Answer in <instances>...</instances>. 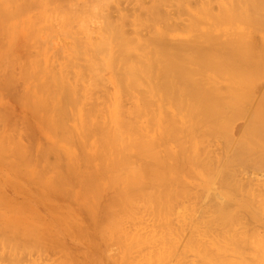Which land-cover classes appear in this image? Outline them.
<instances>
[{"label": "rangeland", "instance_id": "1", "mask_svg": "<svg viewBox=\"0 0 264 264\" xmlns=\"http://www.w3.org/2000/svg\"><path fill=\"white\" fill-rule=\"evenodd\" d=\"M0 1H2V0H0ZM24 1H26V0H21V4H23L24 3ZM29 2H30V4H32V2H33V4H32V6H31V9H30V7H29V4H28V7H29V9H28V7L25 9V8H23V10L21 11V14H20V16L19 17H16L15 19H12L11 21H10V23H11V26H12V29H13V27H15L17 30H11V31H15V34H17L15 37H16V39L18 40H16L17 41V43H16V41H15V38H13L12 40H11V42H13V40L15 41V43L17 44H15V43H12V44H14V45H12L13 47L14 46H16L15 48H17V49H14V52L16 53V54H14V55H17L18 56V58H16V60L18 59V62H16L17 64L16 65H14L13 66V68L11 67V69L12 70H9L10 71V73L11 74H13L16 78H17V81L15 82V87H13L12 88V91H10L9 93L7 92V94H9V95H6L5 96V94H3V92L4 91H2V93H1V91H0V96L2 97H0V99L1 100H3V101H1L0 100V118H1V116H4L3 117V120H4V126H2V125H0L1 127H2V133H0V137H1V135H2V137L3 136H5L6 134V136H10V139L13 141V139L12 138H14L15 136H19V140H18V138H17V140L18 141H20V139H21V145H20V142L18 143L22 148H24L25 146V149H23V150H21V151H19L20 153L22 152L23 153V151L24 150H26V154L24 153V155L22 154V156L20 157L21 158V160H20V158L18 159V161L15 159V161H14V156H12V154L14 153V155H18L17 157H19L20 155L19 154H15V152L16 151H14V149L18 146L19 147V145H14V144H16V142H18V141H16L14 144H13V146L14 147H12L11 148V146H10V150H12V151H14V152H11L10 151V153L9 152H7V151H9V148H4V147H6L9 143H11V142H9L10 140H9V138H6V137H4V138H6L7 140H5V141H8L9 143L8 144H6L7 142H3L4 141V139H3V143H5V145L6 146H2L1 144H3V143H1L0 144V150H3V148H4V150L5 149H8L6 152H7V154H5V155H3V153H2V155L5 157H3V156H0V263H2L1 262V260L4 262V263H2V264H32L33 262V264H60L61 262H63L64 264L66 263V262H68L70 259L71 260H75L76 261V259H73V257L75 258V256L77 255V252L79 251L78 249L80 248V251H81V249H82V252H83V254L81 253V255H80V253H79V255L80 256H78L77 255V257H79L82 261H84L83 260V257H82V255L83 256H85V257H87V258H85V259H89L88 257L90 256V258L92 257V259L94 260V258L96 257V254H93L94 252L93 251H95V252H98V257L100 258V257H102V258H100L101 260L100 261H102V259H103V262H102V264L104 263V260L106 261L104 264H107L108 262H109V264H113V261L110 263V261L113 259V258H116V259H118V258H121L120 257V255H122V256H124L123 255V253H121L120 254V250H121V247H120V250L118 249V247H116V245H115V243H118V240H116V242L114 243L113 241H114V239H113V241H110L109 239L110 238H107L106 239V244H107V246H105V245H102V243H101V245H98V239H99V235L97 234L99 231L98 230H96V233H94L93 231H95L94 229L96 228L95 226H96V224H97V221L98 220H96L95 222L96 223H94V225L95 226H90L91 224L93 225V223H91V224H89L88 222H91V221H93L94 222V220H95V218L96 217H98L99 216V214H97V211H98V213H99V210H97V209H99L98 208V206L97 205H103V201H105V199L108 197V195L109 194H106L103 198H102V201H101V203L99 202V200L97 201V202H99L98 204L96 203V197L94 198L95 200L93 201V202H90V204H87V202L86 201H92V199L93 198H89L88 196H85V198H88V199H86V200H84L85 201V203L87 204L86 206H87V208H88V205L89 206H91V207H89L90 209H91V211H93L92 213H90V209H88V210H85V207L86 206H84L83 205V207L82 206H78L80 203H78V205L76 206V204L74 205V206H72L73 205V203L76 201V200H79V198H77V197H79V196H77L76 197V194L75 195H73L74 194V192L76 191V190H78V191H80L81 192V190H80V188H77V189H75L74 187H78V185H77V181H76V178L75 177H77V176H74L72 173H70V172H68L67 170H66V172H68V176H66L67 174H65L66 172L65 171H63V173L61 172H58V171H60L63 167V170H65V164L67 165V163H69L70 162V167L73 165V163H72V165H71V162L73 161L74 162V159H76L78 156H77V154L75 153V152H73V153H71V154H73L72 155V157L71 158H74V156H75V158L72 160V161H69V162H65L64 160L66 159V161H68V158L67 157H69L68 155H66L67 153H66V151L68 150V149H70V148H68V146L69 147H71V146H74V145H72L69 141H73V142H75L76 141V139H75V141L73 140L74 138H72L71 137V139L72 140H65V139H67V138H69V136H71L70 135V133H71V131L72 130H74L76 127H75V124H77V123H79V120H78V117H75V116H78V113L76 114L75 113V111L76 110H73L75 107H78V106H75V100H76V98H77V104H79V105H81L80 107L81 108H83V110L84 109H89L90 107H89V104H90V106L92 107V106H95V104H91V103H89L88 105H86V104H83V102L86 100V98L85 97H82V93L84 94V91H85V89H86V93L88 92L87 91V88H88V90L90 91V92H92L91 93V96H93V97H91V96H89L90 98H92V100H93V98L95 99V97L97 98H99V96H96V95H98V94H103V95H100V96H102V97H104V98H102V97H100V103L101 104H103L102 102L104 101V104L106 105L107 103H105V100H106V102H108V98H110L111 99V97H108V98H106V96H111V94H112V97H113V91L115 92V86H114V84L111 82V80H110V78H111V72L107 69V68H104L103 69V67H102V65L103 64H101V62H100V64H97L95 61V56H94V54L92 55L91 54V50L89 49L90 47H91V49H94V45H95V42L94 41H97L96 43H98V41H100V39L101 38H103V37H105L103 34H104V30H105V26L107 25V24H109V22H111L112 23V25L114 24L115 25V23H116V25L114 26V27H116V28H119V27H122V31H124V33H125V36L128 38V37H130V39H137L139 36L138 35H140V34H142V35H140V37L142 36V38H140L139 37V39L140 40H142V41H144V39L146 40V41H148V38H149V42H150V46H148V47H151L150 49L147 47V49L148 50H150V52L152 51V52H157L158 50H163V46H165V45H156L155 43H153L152 41H151V38H153V36L155 35V37L157 36L156 35V33L158 32V30H159V32L157 33L158 34V36L161 34L160 32H168V33H166V36H165V34H164V39H165V41L166 42H168V44H169V42H171V43H173L174 42V44L176 45V43H177V45H178V43L180 44V43H185V42H187L186 40H190L191 38V40L190 41H193V37H194V39H196L197 38V41H200L202 38H204V39H202V41L204 40V41H206L205 39L209 36L210 37V35H211V39H213V38H215L214 37V34L216 33L217 35L218 34H220L219 36L220 37H223L224 36V33H225V37L227 36V38H229V39H231L230 38V36L233 38V37H236L238 34H237V32L239 31H237L236 29H240V33H239V35L241 36V34H247L248 32H252V30H250L251 29V25L249 24L250 22H252L253 20H255L256 19V17L255 18H253V19H250V17H248L249 15H247V17L246 18H244V20H243V16L244 15H246V14H251L252 13V11L254 12V15L255 14H257L256 16H258L259 18H257L256 20H258V19H260V20H258L257 21V23L259 22H263L264 21V18H262V17H264V13H262V12H264L263 10H264V0H256V1H258V3L260 4V5H262L261 7L260 6H257V5H259L257 2H256V6L254 7V5L255 4H253V3H255L254 1H253V5H252V7H251V0L249 1H247L246 2V0L245 1H243V0H230V1H232V2H230L229 0H223L224 1V3L222 2V0H157V1H155V0H139V1H134V0H109V1H104V0H101V1H104L105 2V5L103 4V6H101V4L103 3V2H101L100 0H49V2L46 0V3H45V0H35V1H33V0H28ZM40 3H39V2ZM66 1V2H65ZM112 1V2H111ZM129 1V2H128ZM130 1H132V2H130ZM134 1V2H133ZM143 2V3H140V2ZM163 1V2H162ZM221 1V2H220ZM228 3H226V2ZM238 1H239V3L240 2H242V3H240V4H247L246 5V9L244 8L245 6H243L242 8V12H243V10L245 11L244 13H246V14H242V12H241V10H240V12H239V10H238V8L240 7V6H242V5H239V3H238ZM34 2H38V3H34ZM50 2H51V4H50ZM117 2V3H116ZM158 2V3H157ZM246 2V3H245ZM250 2V3H249ZM262 4H261V3ZM1 3V2H0ZM42 3H45V5H43ZM98 3V4H97ZM101 3V4H100ZM220 3V4H219ZM222 3V4H221ZM249 3V4H248ZM20 4V3H19ZM20 4V5H21ZM26 5H27V2L25 3ZM24 4V5H25ZM38 4H39V6H38ZM42 4V5H41ZM96 4V5H95ZM227 4V5H226ZM232 4V5H231ZM237 4V5H236ZM36 7L37 6V8H34V6ZM41 5V6H40ZM48 5H50L49 7H48ZM57 5V6H56ZM66 5V6H65ZM77 5H78V9H77ZM88 5V6H87ZM142 5V7H144V8H140V6ZM210 5V6H209ZM220 5H221V7H220ZM222 5H224V6H222ZM235 5H236V7H235ZM23 6V5H22ZM68 6H71V7H69V9H72V12H71V10H69L67 7ZM95 6V9L94 10H96V8H97V12H95V14L96 15H91L92 13H94V10H92L93 9V7ZM108 6V7H107ZM118 6V7H117ZM232 6H233V8H232ZM250 6V7H249ZM40 7V8H39ZM53 7H54V9H53ZM59 9H58V8ZM74 7V8H73ZM105 7H106V9H105ZM210 7V8H209ZM220 7V8H219ZM228 7V8H227ZM248 7V8H247ZM257 8L256 10H258V8L259 9H263V10H259V11H254L253 9H251V8ZM49 8H51V10L49 9ZM55 8H56V10H55ZM76 8V9H75ZM89 8V9H88ZM208 8V9H207ZM228 10H227V9ZM235 8V9H234ZM41 9H44V10H42L43 12H42V14H43V16H41L42 14H40V11H41ZM47 9V10H46ZM50 10V12H52V13H54V12H56V13H54V14H56V16H58V12L60 13V11H61V14H64L63 12H62V9H63V11L66 13V15L67 16H69V17H67V16H65V14L62 16L63 18H61V17H59V18H61L60 20H61V22H59L58 21V23H56L54 20H53V25H52V21H51V23H50V26L48 25L49 23H47V21H48V19H50V18H48V17H50V16H48V15H51L50 14V12H49V10ZM84 9V10H83ZM120 9V10H119ZM138 9H139V11H138ZM142 9V10H141ZM145 9V10H144ZM204 9H207V10H205L204 11ZM210 9V10H209ZM225 9V10H224ZM233 9V10H232ZM239 9H241V7L239 8ZM248 9V10H247ZM250 9H251V12H250ZM33 10V11H32ZM55 10V11H54ZM83 10V11H82ZM87 10V11H86ZM155 10V11H154ZM247 10V11H246ZM46 11H47V13H46ZM68 11L70 12V13H73V14H70V13H68ZM78 11V12H77ZM89 11V12H88ZM90 11H91V13H90ZM99 11H100V13H99ZM142 11H144V12H142ZM214 11V12H213ZM234 11V12H233ZM236 11H238V12H236ZM249 11V13H247ZM262 11V12H261ZM77 13V15H76V13ZM86 12H88V13H90V15H86L85 13ZM145 12H146V14H145ZM152 12H154V13H151ZM199 12V13H198ZM205 12V13H204ZM209 12V13H208ZM217 12V13H216ZM223 12H225L224 14L225 15H223L222 13ZM237 14H236V13ZM259 12H260V14H261V16H260V14H259ZM37 13L39 14V15H37ZM68 13V14H67ZM83 13H84V15H83ZM87 13V14H88ZM109 13V14H108ZM111 13V14H110ZM158 13V14H157ZM203 15V17H202V15ZM215 15H214V14ZM220 15H219V14ZM230 13V14H229ZM73 15V16H70V15ZM108 14V15H107ZM149 14H151V16L153 15L154 16V19L149 15ZM195 14H196V16L197 17H195ZM206 14V15H205ZM208 14H210L209 16H208ZM234 14V15H233ZM243 15V16H240V15ZM34 15H36V16H34ZM44 15H46V16H44ZM82 15L83 16H86V17H89V16H92V18L91 17H89V22L88 21H86V18H85V20L84 21H86V22H88L87 24L86 23H83L84 21H82V18L84 19V17H82ZM132 15V16H131ZM201 15V16H200ZM216 15H217V17H216ZM230 15V16H229ZM238 15H239V17H238ZM254 15H252L251 14V16L252 17H254ZM32 16H34V17H32ZM55 16V15H54ZM55 16V20L57 19V17ZM94 16L96 17L95 19H94ZM109 16V17H108ZM111 16V17H110ZM113 16V17H112ZM156 16V17H155ZM162 16V17H161ZM215 16V17H214ZM222 16V17H221ZM229 16V17H228ZM32 17V18H31ZM42 17H45V18H42ZM71 17V20H72V18L74 19L73 20V22H68V21H71V20H69L68 19V21H67V19L66 18H70ZM128 19H127V18ZM133 17V18H132ZM148 19V20H146V18ZM207 17H210V18H207ZM213 17V18H212ZM233 17V18H232ZM235 17V18H234ZM242 19H241V18ZM31 18V19H30ZM33 18H34V20H33ZM48 18V19H47ZM53 17H52V15H51V19H52ZM110 18V19H109ZM121 18V19H120ZM139 18V19H138ZM142 18H144V21H142L143 19ZM155 18H157V19H155ZM163 18H165V19H163ZM202 20H201V19ZM206 18V19H205ZM218 18L220 19V20H218ZM237 18V19H236ZM28 19V20H27ZM42 19V20H41ZM43 19H45V20H43ZM54 19V18H53ZM66 19V20H65ZM77 19V20H76ZM93 19L95 20V21H93ZM97 19V20H96ZM101 19V20H100ZM126 19V20H125ZM159 19V20H158ZM198 19V20H197ZM200 19V20H199ZM210 19V20H209ZM211 19H213V20H211ZM239 19V20H238ZM246 19L247 20H249L250 19V21H246ZM261 19H263L262 21H261ZM30 20H32V21H30ZM38 20L39 21V23H38V21H37V24H36V21ZM62 20H64V21H62ZM88 20V19H87ZM136 20H139V21H142V23L141 22H139L140 24H143L144 23V25L143 26H141L140 24H136V23H138ZM205 20V21H204ZM236 20V21H235ZM241 20H243V21H241ZM26 21V22H25ZM34 21V22H33ZM44 21V22H43ZM68 22L67 24V27L65 28V26L66 25H62V24H60V23H63V22ZM90 21L92 22V23H90ZM106 21H108V23L106 22ZM125 21H127L126 23H125ZM135 21V22H134ZM213 21L214 22H216L217 24H213ZM223 21V22H222ZM225 21V22H224ZM228 21V22H227ZM230 21H231V24H229L230 23ZM244 21H246L248 24H246V22L244 23ZM26 23V26H25V23ZM31 22V25L29 24V23ZM33 22V23H32ZM48 22H50V20L48 21ZM107 24H106V23ZM130 22V23H129ZM147 22V23H146ZM202 22V23H201ZM235 24H234V23ZM256 21H254V24L252 23V25H255L256 26V29L254 28V27H252V28H254V32H250L253 36V38L252 37H250L251 38V41H249V44L251 45V47H253V48H251L250 47V45L248 44V42H247V44H244V43H246V42H241V41H243V40H246L244 37L245 36H247V35H245L244 34V36H241V39H240V37L238 38V36H237V38L240 40V42H241V44L243 43L244 45H246L245 46V48H248L249 47V51L247 50V49H243V46H242V48L241 47H237L236 46V48H241V49H239V50H241L240 52H242L243 53V51H245L244 53H245V57H246V60L248 61V59H249V61L248 62H250L251 63V65L252 64H254L255 66H254V68H256V70H257V73H256V75H253L254 77H256L257 76V78H255V79H260V81H258L257 80V82H255L256 80L255 79H249V81L248 80H245V81H242V79H241V77L240 78H238V76H240V75H238L237 76V78H238V80L239 79H241L239 82H241V84L239 83V82H237V85H241V87H243L242 88V92L244 93V91H246L247 89L249 90V89H251L250 91H252L254 94V96L252 97L251 96V94H252V92H248V90H247V92H245L243 95H239V94H241L240 92H241V89H238L239 87H237V90H236V82L234 81L235 79V75L238 73L239 74V72L237 71V73H236V67L234 66H232V67H230V68H232V70L231 69H229L228 67H226V65H225V63H224V61H223V67H224V69L225 68H227V69H223L224 71H228V70H231V71H233L232 73H229V72H227L228 74H233V73H236L234 76V78H230V77H233V75L232 76H230V75H228L226 72L224 73V72H222L221 73V70H220V66H219V63L218 64H216L217 62H215V64H216V70H218V71H220V73L219 72H217L216 71V73H218L220 76H221V74L223 75V76H221L222 78L224 77V75H226V77L225 78H223V79H225V81L223 80V79H219V78H221V77H218V79L216 78L217 76H216V74L214 73L215 71H214V68H212V67H210L211 69H213V71L211 72V73H214V75L216 76L215 78L214 77H212L211 79L209 78V76H207L208 75V73H206V72H209L207 69V65H203V67H201V68H203V69H205V68H207V69H205V70H207L206 72H205V70L203 71V72H205L206 73V78H205V82H207V85L206 86H208V87H204L205 85H203V87H204V90H205V88H206V90L207 89H209L210 90V86H211V88L213 87L211 84H212V82L214 81L216 84V86L214 85V88H215V90L216 89H219V91H223L222 93H223V95L222 96H225V97H229V93H237L238 94V92H239V98L241 99H243V106L245 107H243V109L245 110V112H244V110H243V112L244 113H239V112H237V106H234V109H232L233 108V105H230V106H228V109L226 108V110H224L225 112H222L221 113V116H220V113L219 114H217V119H213L212 121H214L213 123L214 124H212V122H210V123H208L209 125H207V123L205 124V122H204V124H203V122L199 125V127H198V125L196 124V120H195V118L196 117H194L195 116V114H193V113H191V110L189 111V113H188V109H187V111H186V113L188 114V116H191V117H188L187 116V114L185 113V115L186 116H182L181 114H180V116H181V118H183V117H187V118H189V119H187V120H189V123L187 122V120L185 119L184 120V118H183V120H180L179 121V119H180V116H178L177 115V113H178V111L180 110H184V108H182V107H184L183 105H184V103H180V104H182V105H180L179 104V102L178 101H176V100H174V102H173V104H172V102H171V104H172V106L175 104V102L177 103V104H179L178 106H177V104H175L176 105V107H175V111H176V108H178L179 109V107L181 108V109H177V113H175L177 116H174L173 115V113L175 112L174 111V106L171 108L170 107V102L168 103V101H169V97L167 96V95H165L164 97H166L167 98V102H166V100L164 99V97H163V99H162V94H160V93H154L155 94V98L157 99V101H159L158 99H162V100H160L159 102H156V100H155V98H151L150 97V102L152 101V99H154L153 101L154 102H156V103H154V105H153V102H151L152 103V105L153 106H155V107H153L151 110H153V109H157V110H155L156 111V113L154 114L155 115V121L157 122V124L155 123V121H152L153 123H150V124H148V122H151L150 121V119L148 120V118H147V124H148V126H150L151 124V126H152V128H151V126H150V128H147V129H156V132L155 131H153L154 133L153 134H155V133H157V125H160V124H163V123H165L163 120L162 121H160L159 119H162L163 118V116L165 115V113L166 112H168L167 114H169L170 112L172 113H170L169 115L171 116V115H173V116H168L167 114H166V116H164V117H166V118H168L167 120L168 121H171V119L174 121L173 123H172V121L171 122H167L166 121V123L167 124H172V126L173 127H175V123H176V128H175V130H178V131H173V132H177L178 133V136H177V133L175 134H173V132H172V134L174 135V141H172V139H173V135H169V133L167 132V139H168V137L169 136H171L172 137V139H171V137H170V139H171V141H170V139H169V141L170 142H168L167 141V139L165 140L167 143H165V141L163 142V140H164V138L161 140V138L164 136V137H166V134H162L161 132L162 131H160L161 130V128H163V127H160V126H158V129H160L158 132H159V135L160 134H162L161 135V137L159 138L161 141H159V145L161 144V145H163L162 147H159L158 148V143H157V141L159 140H157V138L159 137L158 136V134H157V136H156V134H155V136L157 137H155L154 139H153V141H152V139H151V141H152V143L150 142V143H148L149 145L150 144H154L153 145V147L155 146V147H157L158 149H159V151H161V153L162 154H159L160 156L161 155H163V153L165 152V154H166V156H168L167 158H168V162H167V164L165 165L164 163V165L165 166H167V165H169V166H167V167H169V170H168V168L166 169L165 168V166H163V164L162 165H159L160 164V162L161 161H157L156 162V159H158V158H160V156H158L157 158H154L153 159V161L151 162L150 160H152L151 158H153V157H149V159L147 158V162H149V163H147L148 165L147 166H150L149 164H151V169L148 167L147 168V172H148V174L147 175H149V169H150V175L149 176H153L152 178H150L149 176H147V192L149 191V192H151V195H152V193H154L155 195L157 194V197H155L154 195H150L151 196V198L150 199H152V198H155V200L156 199H158L159 200V198H160V195H161V191H162V195L161 196H163L162 198H160L161 200L163 199V201H161V200H159V201H155L154 199L151 201V202H153V201H155V202H153V203H151V202H149V200H148V202H147V206H148V210L149 211H151V212H153L152 211V208H153V210H154V207L153 206H155V208H156V210H155V212L156 211H158V210H160L161 211V213H160V216L159 215H155L157 218H160V221H159V219H156V221H155V218H153L154 216V214H159V213H150L149 211H147V212H145V210H144V213H147L146 215H145V217H144V215H142V217H144L145 218V220H146V222L148 223V224H146V223H144L145 222V220L144 219H142L141 217H140V215L141 214H144V213H142V210L141 209H144V208H139L137 205V208H136V206H135V208L134 209H136V210H141V211H135V213L133 214L135 217H137L138 215V217H137V219L140 217V220H137L136 218H135V220L134 219H132V220H134V222H136V220H137V222L136 223H138V221H142L143 220V222H142V225L140 224V226H137L138 228V230H139V227H144V228H147L146 230L148 231V233H147V231L144 229V228H140V231H142L143 229V231L142 232H144V231H146V233H143V235L145 234H147V237H148V239H149V241H151L152 239L151 238H154V239H156L155 237H157V236H159V237H157V239L156 240H158V243H163L162 244V246H161V244H158L157 242H156V240H155V242L158 244V245H160V246H157V247H163V246H165V250L163 251V248L161 249L162 250V255H163V257H164V259L162 260V261H159V263L160 262H163L162 264H173V262H175L174 264H233V262H234V264H264V124H261V123H259L260 125H258V124H253V123H249L248 121L250 120V118L251 117H253L254 116V114H255V110H256V108H257V106L258 105H261V107L259 108V109H264V105L262 106V104L264 103V101L263 100H259V98H264V76H262V74H263V72H262V74L260 75V73H261V71H264V66H262L261 64H262V61L264 60L263 58H264V56H262L263 54H264V31H262V29L261 28H264V23H263V25L261 24V28L260 27H258L259 25L257 24V23H255ZM42 23H43V25H42ZM73 23V24H72ZM85 24V26L87 27V29L89 30L88 32L89 33H87V31H83L84 29H82L81 30V28H79L80 27V25L81 24ZM95 23V24H94ZM99 23H100V25H99ZM133 23V24H132ZM219 23V24H218ZM222 23V24H221ZM71 24V25H70ZM102 24H104L103 25V27L101 26ZM106 24V25H105ZM132 26H131V25ZM147 24V25H146ZM228 26H227V25ZM243 25V27L241 26V25ZM247 26H249L250 25V29L249 28H247L248 30H250V31H248L247 29H245L246 28V25ZM33 25V26H32ZM37 25V26H36ZM134 25V26H133ZM169 25V26H168ZM216 25V26H215ZM218 25V26H217ZM219 25H220V27H219ZM223 25H225V26H223ZM238 26V28L237 27H234V26ZM25 26V27H24ZM32 26V27H31ZM63 28H62V27ZM97 26V27H96ZM139 26H141V27H139ZM147 26V27H146ZM164 26H166V27H164ZM232 26V27H231ZM239 26H240V28H239ZM245 26V27H244ZM35 27H37V28H35ZM40 27V28H39ZM43 27V28H42ZM53 27H55V29L53 30ZM81 27H83L82 25H81ZM96 27V28H95ZM101 27H102V29H101ZM153 27V28H152ZM160 27H162L163 29H164V31H160L162 28H160ZM168 27V28H167ZM217 27V28H216ZM224 29H223V28ZM230 27L232 28V29H230ZM258 27V28H257ZM14 28V29H15ZM43 30H42V29ZM49 29V30H47V29ZM85 28V27H84ZM101 29V33H100V29ZM158 30H157V29ZM227 28V29H226ZM246 30H244V29ZM260 28V29H259ZM29 29V30H28ZM40 31V32H38V30ZM45 29V30H44ZM51 29V30H50ZM86 29V28H85ZM86 29V30H87ZM97 29V30H96ZM137 29V30H136ZM226 29V30H225ZM235 29V30H234ZM241 29H242V31H241ZM24 30H25V32H24ZM34 30V31H33ZM174 30V31H173ZM216 30V31H215ZM218 30V31H217ZM222 30H225V31H222ZM231 30H233L232 32H233V34L235 33V31H237L235 34H237V35H231V33H230V31ZM264 30V29H263ZM10 31V32H11ZM22 31H23V33H26V37H25V34H23L22 35V37H21V33H22ZM30 31V33L32 34V32H36V33H33V35L34 36H32V38L30 39L29 38V41H27L28 40V36H27V33ZM51 31V32H50ZM82 31V32H81ZM97 31V32H96ZM103 31V32H102ZM136 31V32H135ZM156 31V32H155ZM172 31H173V33H172ZM208 31H210L209 33H208ZM228 31H229V33L230 34H228ZM245 31V32H244ZM44 32H46L45 33V35H44ZM48 32V33H47ZM85 34H84V33ZM99 32V33H98ZM170 32V33H169ZM208 33V34H206V35H208V36H206V38H205V36H203L205 33ZM214 32V34H212ZM12 33V32H11ZM29 33V34H30ZM37 33H38V35H37ZM41 33V34H40ZM86 33H87V36L89 37H87L86 36ZM98 33V34H97ZM128 33V34H127ZM137 33V34H136ZM139 33V34H138ZM153 33H155V34H153ZM227 33V34H226ZM250 33H248V36H250ZM257 33V34H256ZM13 34L14 33H12V37H13ZM43 34V35H42ZM52 34V35H51ZM89 34V35H88ZM133 34V35H132ZM167 34H169L168 36H167ZM188 34V35H187ZM198 34V35H197ZM200 34V35H199ZM98 35V36H97ZM100 35H102L103 37H101ZM134 35H135V37H134ZM195 35H197L198 37H202L201 39L199 38V40H198V37L197 36H195ZM202 35V36H201ZM17 36H20V37H18L17 38ZM30 36V35H29ZM30 36V37H31ZM37 36V37H36ZM49 36V37H48ZM52 36V37H51ZM90 36H91V38H90ZM133 36V37H132ZM136 36H138V37H136ZM145 36V37H144ZM152 36V37H151ZM216 36V35H215ZM219 36H217L216 38H215V40H218L217 42H219V40H221L222 38H220ZM247 36V37H248ZM11 37V38H12ZM27 38L26 40H24L23 38ZM33 37H34V40L36 39V40H38V41H34L33 40ZM97 37H99L100 39L98 40V38ZM154 37V38H155ZM224 37V38H225ZM39 38V39H38ZM94 40H93V39ZM153 38V39H154ZM166 38H167V40H166ZM187 38V39H186ZM223 38V39H224ZM250 38H247V39H250ZM263 38V39H262ZM90 39V40H89ZM129 39V38H128ZM179 39V40H178ZM186 39V40H185ZM226 39V38H225ZM234 39V38H233ZM236 39V38H235ZM238 39H236L235 40V42L237 43L236 45H241V44H238L239 43V40ZM20 40V41H19ZM40 40H41V42H40ZM47 40V41H46ZM49 40V41H48ZM92 40H93V42H94V45H91L90 44V42L92 43ZM171 40V41H170ZM226 40H228V39H226ZM8 41V40H7ZM6 41V42H7ZM31 41V42H30ZM89 41V42H88ZM145 41V42H146ZM201 41V43H203ZM26 42H27V44H28V46H27V44H26ZM38 42V43H37ZM43 42V43H42ZM85 42V43H84ZM148 42V43H149ZM189 42V41H188ZM225 42V41H224ZM252 44H251V43ZM254 42H255V44L257 45H254ZM31 43H34L33 45L31 44ZM37 43V44H36ZM42 45H41V44ZM51 43V44H50ZM74 43H76V45L78 46V45H80V47H79V49H78V47L76 48L75 46H74ZM78 43V44H77ZM87 43H89V45H91V46H89ZM153 43V44H152ZM170 43V44H171ZM223 43V40H221V44ZM43 44H44V46H43ZM174 44H172L173 46H174V50H175V45ZM186 44V43H185ZM185 44H182L183 46H186ZM199 44H200V42H199ZM204 44V45H203ZM202 45H201V47L204 49V46L206 47L204 50L205 51H207L208 50V45L206 46L205 44H206V42H204ZM220 44V42H219V45H221ZM2 45V44H1ZM0 45V46H1ZM26 45V46H25ZM34 46V47H36V48H33V47H31V46ZM38 45H39V47L41 48V51L39 50L40 48H38ZM89 46L88 47V49L91 51V52H88V50H86L87 48H84V49H81V47H83V46ZM149 45V44H148ZM154 45H156V47L155 48H157V49H155L153 46ZM247 45H249L248 47H247ZM42 46V47H41ZM94 46V47H93ZM157 46H161L160 47V49L157 47ZM173 46H172V48H170V45H168L167 46V44H166V47H164V49H172V52H173ZM179 46H181V45H179ZM188 46V45H187ZM28 47H31L30 49L28 48ZM153 47V48H152ZM167 47H169V48H167ZM178 47V46H177ZM176 47V48H177ZM221 47V46H220ZM219 47V48H220ZM233 47H235V46H232V48ZM38 48V49H37ZM59 48V49H58ZM22 49V50H21ZM43 49V50H42ZM47 49V50H46ZM50 49V50H49ZM77 49V50H76ZM152 49V50H151ZM155 49V50H154ZM186 49H188L187 50V53H188V55L189 54H191V55H193V53H194V49H191L190 48V46H188V47H185L184 49H183V51L184 50H186ZM243 49V50H242ZM258 49V50H257ZM25 50V51H24ZM34 50H35V52L37 53V54H34L33 52H34ZM39 50V52L41 53L42 51H43V53H41L42 54V56L40 57V55H39V52H37ZM52 50V51H51ZM59 50H60V53H59ZM148 50H147V52H148ZM157 50V51H156ZM192 50H193V52H192ZM228 51H229V49H227ZM234 50H235V48H234ZM253 50H254V52H253ZM32 51V52H31ZM190 51V52H189ZM209 51V50H208ZM247 51V52H246ZM257 52V55L258 56H260L259 54H261V57H258V61L259 62H256L255 61V57H257V55L255 54L256 52ZM13 52V53H14ZM59 54H58V53ZM149 52V53H150ZM185 52V51H184ZM219 52V51H218ZM249 52H250V54H249ZM57 53V54H56ZM94 53V52H93ZM169 53V52H168ZM186 53V52H185ZM184 53V54H185ZM220 53V52H219ZM32 54V55H31ZM44 54H45V57H44ZM55 54H56V57H55ZM62 56H61V55ZM183 53H182V55H184ZM195 54V53H194ZM249 54V55H248ZM27 55V56H26ZM30 55V56H29ZM39 55V57L36 59V56H38ZM58 55H60V57L58 56ZM88 55V56H87ZM96 55V54H95ZM172 55V54H171ZM188 55H184V57H189ZM190 55V56H191ZM248 55V56H247ZM256 55V56H255ZM90 56V57H89ZM94 56V57H93ZM97 56V55H96ZM106 56V55H105ZM104 55H101V56H98L97 58H99V57H101L102 59H104V58H106V57H108V56H106L105 57ZM149 56H150V54H149ZM169 56V55H168ZM179 57H180V55H178ZM193 56H195V55H193ZM250 56V58H247V57H249ZM15 56H13V57H11V61L13 60V59H15L14 58ZM152 57H153V53H152ZM166 57H167V55H166ZM174 57H176V54H175V56L173 55V59H174ZM184 57H182L181 56V58H183V59H185ZM192 57V56H191ZM225 58H226V56H224ZM263 57V58H262ZM40 58V60H41V65H43V66H41L42 68L41 69H39V70H41V72H42V74H44V78H45V80H46V78H47V80L45 81V80H43V81H45L46 83V86H49V85H53V87L55 86L56 87V90H57V86L58 85H60V84H58L57 82L58 81H60V80H63V82H67V83H65V85L66 84H68V83H70L71 84V86L72 85H74L75 87H77L76 88V90H75V92H77V93H80L79 94V99L80 98H83V102L81 101V99H80V102H81V104H80V102L78 101V97L76 96V98H75V100H73L74 102H73V105L75 106V107H73V109H72V111L75 113V115H74V113H73V115H72V113H71V116H70V112H72V111H70V109L72 108V106H68V107H70L69 109H68V107H66L65 108V112H64V114H63V116H67V119H66V116L64 117V119H66V120H68L69 122H67L66 120H64V125L66 124V122H67V124L66 125H68V127H70L71 129H69V131H70V133H67V132H69V131H67V132H64L63 134L64 135H66V133H67V135L69 134V136L68 137H64V139L63 138H61V139H63V140H65L64 142H66L67 141V143H65V144H63V146L65 145V148H66V144H71V146H70V144L69 145H67V148L68 149H65V151H64V149H62V148H64V147H62V148H60V149H62L63 151H64V155L65 156H67V157H65L64 155V157H65V159L64 160H61L62 158H63V156H62V154H61V156H62V158H60L59 156H57V155H55V153L56 152H59V151H55L54 153H53V155H52V153H51V155H50V153L48 152V149L50 148V152H52V147L51 146H55V144L56 143H60L61 141H59L58 142V139H57V137L60 135V134H57V133H60V132H57L56 134L54 133L52 136H56L57 135V137H51L50 135H48V130H44V128H45V126L43 127V126H40L41 124H42V121L43 120H45L46 118H45V116L47 115H45V116H43V118H45V119H42V117H41V119H42V121H41V119H40V123H39V117H40V115H44V114H41V112H40V114H38L39 115V117H37L36 119H35V117H33V119H32V117H31V115H30V113L29 112H27V110H25V107L23 108L22 107V104L17 100V98H16V96H18V94L20 93V94H24V92L26 93L28 90H27V88H31L32 90L34 89V86H39L41 83H37V81H35V79H33L32 81H30V82H28L29 80L27 79L26 81L28 82V83H30V84H37V85H33V86H31V87H29V85L27 86V84H25V80H23V76H24V73H23V70H25L26 69V67L24 66L25 65V63L26 62H28L29 60H31V61H33V62H35L34 60H38ZM47 58V59H46ZM150 58H151V56H150ZM154 58V57H153ZM153 58H151V60H153ZM162 58H165V55L163 54V57L161 56V60H162V62L164 61ZM169 58H171V57H169ZM168 57L165 59L166 61L165 62H167V60L169 59ZM190 58V57H189ZM33 59V60H32ZM56 59V60H55ZM59 59V60H58ZM95 61H94V60ZM100 59V58H99ZM102 59H100V61L102 60ZM221 59H223V57L221 58ZM260 59V60H259ZM58 60V61H57ZM61 60V61H60ZM70 60V61H69ZM88 60H93L91 63H95V64H97L96 66H98V65H100L102 68H100V71L102 70V72L104 71V70H106V72L105 73H100L99 71H97L95 68H97L98 69V67H95L94 68V70H96L98 73H100V75L102 74L103 76L102 77H105L104 79L106 80H108V82H106V81H104V79L102 80V82L104 81V85H105V82H106V85L105 86H107V83H109L110 85H108V87H110V88H106L104 85H103V83L102 84H100L99 82V84L101 85L100 87H99V90H98V88H96L99 84H96V82L94 83L93 81L96 79L95 77L97 76V78H100V76H98V75H96V76H94L93 77V75H95V73H93V75H91L90 73H88L89 71H87V68H90V67H86V61L88 62ZM98 60V59H97ZM159 60V59H158ZM224 60V59H223ZM254 60V61H253ZM54 61V62H53ZM72 61H73V63H74V61L76 62V63H72ZM160 61V60H159ZM159 61H157V63H156V73H154V75L155 74H157V72H158V68H162V67H159L160 65H161V61H160V63H158ZM169 61H172V59L171 60H169ZM66 62H68V63H66ZM255 62H256V64H255ZM39 62H37L36 61V63H34V69H35V67L37 66V64H38ZM55 63V64H54ZM61 63V64H60ZM63 63V64H62ZM164 63V62H163ZM257 63L259 64V66L257 67ZM27 64V66H29L28 64H30V62L29 63H26ZM51 64V65H50ZM67 65V67L66 66H64V65ZM68 64H73L72 66H68ZM94 64V65H95ZM157 64H160V65H157ZM166 64V63H165ZM221 64V63H220ZM39 65V64H38ZM51 66V67H49V69L50 68H52V69H47V71H50V73L49 72H47L45 69V67L44 66ZM58 65V66H57ZM74 65H77V68H76V66H74ZM87 65H90V61H89V64H87ZM217 65L219 66V67H217ZM23 66L25 67V68H23ZM63 66H64V68H67V69H69L72 73H70L69 72V70L67 71V69H65L68 73H70V75H71V77L70 78H68V76H70V75H68L67 74V72H66V74L64 73L65 71L63 70V72H62V70L60 71L59 70V68H61V69H63ZM92 66V65H91ZM158 66V67H157ZM190 67H191V65H189ZM38 67V66H37ZM44 67V68H43ZM86 67V68H85ZM193 68H194V65L192 66ZM246 67H248V66H245V71H248L249 70V67L248 68H246ZM261 67H262V69H261ZM29 68V67H28ZM31 68V67H30ZM54 68H55V70H54ZM84 68V69H83ZM195 68H196V66H195ZM210 68H209V70H210ZM219 68V69H218ZM233 68H235L234 70H233ZM45 71H44V70ZM86 69V70H85ZM93 69V68H92ZM221 69H222V67H221ZM239 69H241V68H239ZM243 69V68H242ZM259 69L261 70V71H259ZM14 70V71H13ZM51 70H52V73H51ZM60 71V73H59V71ZM83 70V71H82ZM87 71V73L85 72V71ZM90 70V69H89ZM99 70V69H98ZM238 70V69H237ZM8 70H7V72H9ZM19 71V72H18ZM79 71H81L79 74H77ZM235 71V72H234ZM241 71V70H240ZM6 72V73H7ZM16 72V73H15ZM41 72H40V75H41ZM85 72V74H89L88 75V77L91 75L92 76V78L89 80V78L87 77V75H82L83 73ZM97 72H96V74H97ZM49 73V75H51V77L54 79L55 78V81H56V83L58 84L57 86H56V84H55V81H53L52 80V78L49 76V75H47ZM62 74L61 76H63V75H65V80L66 81H64V77H60V76H58L59 78H63V79H60V80H57V75H59V74ZM64 73V74H63ZM76 73V74H75ZM36 74L38 75L39 73H37V69H36ZM53 74V75H52ZM57 74V75H56ZM75 74V75H74ZM217 74V75H218ZM37 75H35V76H37ZM39 75V76H40ZM48 77H47V76ZM67 75V76H66ZM79 75V76H82V78H79V80L77 79L78 77L77 76ZM210 75V74H209ZM212 75V74H211ZM210 75V76H211ZM229 76V79H226V78H228V76ZM74 76V77H73ZM84 76H86L87 78H88V80H85L86 78L84 77ZM110 76V77H109ZM153 76V75H152ZM152 76H150L149 78L151 79V77ZM157 76V75H156ZM252 76V77H253ZM262 78H261V77ZM41 78H42V76H40ZM154 77V76H153ZM251 77V78H252ZM253 77V78H254ZM29 78V77H28ZM41 78L39 79L40 80V82L42 81L41 80ZM58 78V79H59ZM84 78V79H83ZM148 78V80L151 82H148V80H147V82L148 83H150L149 85L150 86H147V90L149 91V89L152 91H149V92H147V96H148V94H149V96L151 95L152 97H154V94H153V90H152V88H154V87H156V86H158L159 85V81H156V80H158V78L156 77V80H155V82H154V84L156 83V82H158V83H156V84H158V85H154L153 84V82L150 80ZM155 78V77H154ZM213 78L215 79V80H213ZM102 79V78H101ZM101 79H99V81H101ZM198 79H199V77H198ZM209 79H210V81H209ZM232 79H233V81H232ZM36 80H38V77L36 78ZM52 80V81H51ZM71 80V81H70ZM73 80V81H72ZM153 81H154V79H152ZM218 80V81H217ZM221 82H220V81ZM223 80V81H222ZM237 80V79H236ZM237 80V81H238ZM250 80H252L253 82H251V83H253V84H251V85H249V87L251 86V88H249V87H247L246 88V90H245V86L246 85H248V84H250ZM79 81V82H78ZM80 81H84V82H81V84L83 85L82 87H81V85H80ZM87 81H89V82H87ZM96 81V80H95ZM209 81V82H208ZM212 81V82H211ZM31 82H34V83H31ZM39 82V81H38ZM49 82H50V84H49ZM53 82H54V84H53ZM77 82V83H76ZM93 83L94 85H92L91 83ZM224 82V83H223ZM229 84H228V83ZM234 82V83H233ZM23 83V84H22ZM44 83V82H43ZM43 83H42V85H43ZM59 83H61V81L59 82ZM87 83V84H86ZM203 83V82H202ZM211 83V84H210ZM222 83V84H221ZM232 83V84H231ZM247 83V84H246ZM69 84V85H70ZM77 84V85H76ZM152 84V85H151ZM204 84H206V83H204ZM210 86H209V85ZM225 84V85H224ZM51 85V86H52ZM64 85V86H65ZM78 85H80L79 86V89H78ZM88 85H92V87H90V89H89V87H88ZM103 85V86H102ZM218 85V86H217ZM222 85V86H221ZM259 85H261V90H262V94L260 93V95L258 94V93H256V88H258V86ZM19 88H18V87ZM226 86H228V87H226ZM235 87L234 89H232V87ZM60 87V86H59ZM67 87V86H66ZM68 87H70V86H68ZM67 87V88H68ZM80 87H81V89H80ZM96 89H95V88ZM105 89H103V88ZM149 87V88H148ZM220 87V88H219ZM17 88V89H16ZM21 88H22V90H24V91H22L21 90ZM61 88V87H60ZM59 88V89H60ZM82 88H84V91H81V90H83ZM91 88L92 89H94V90H98V91H100V89L102 90H104V91H106V92H100V93H98V91H97V93L95 94V91L93 92V91H91ZM114 88V89H113ZM53 89V88H52ZM51 89V90H52ZM62 89V88H61ZM60 89V90H61ZM66 89V88H65ZM69 89V88H68ZM72 89L74 90V88L72 87ZM109 89V90H108ZM231 91H230V90ZM32 90H31V92H32ZM54 90V89H53ZM112 90V91H111ZM205 90V92H208V91H206ZM238 90H240V91H238ZM30 91V90H29ZM55 91V90H54ZM79 91V92H78ZM82 93H81V92ZM139 91H141V90H139ZM143 91V90H142ZM227 91H229L228 93H227ZM238 91V92H237ZM11 92H13L12 94H11ZM58 92V91H57ZM108 92L109 93H111V94H109L108 95ZM204 92V91H203ZM217 92V91H216ZM5 93V92H4ZM75 94V95H78V94ZM85 93V94H86ZM107 93V94H106ZM151 93V94H150ZM226 93V94H225ZM3 94V95H2ZM87 94H90V93H87ZM93 94V95H92ZM157 94H160L161 95V97H160V95H158L157 96ZM229 94V95H228ZM246 94V95H245ZM250 94V95H249ZM81 95V96H80ZM95 95V96H94ZM257 95H259V96H262V97H258ZM83 96H85V95H83ZM217 96H218V92H217ZM219 96H220V94H219ZM248 96H250L249 98H248ZM256 96H257V98H256ZM4 97V98H3ZM159 97V98H158ZM237 97V98H238ZM84 98H85V100H84ZM97 98V99H98ZM149 98V97H148ZM220 99H221V97H219ZM226 98V99H227ZM230 99H228V100H226L225 98H223V100H226L227 102L228 101H230V104H233L234 102H232L231 103V97H229ZM248 98V99H247ZM253 98V102H252V104H250L251 103V101H250V99H252ZM254 98H256V101H255V99ZM97 99H95L96 101H98ZM109 99V100H110ZM124 99H125V97H124ZM124 99H122L123 101H124ZM173 99V98H172ZM172 99H170V101L172 100ZM187 99V98H186ZM242 99H241V101H242ZM258 99V100H257ZM95 100H94V102H92V103H96V106L98 107V109H100V110H103V109H101V108H103V107H101V106H105L104 104L103 105H101L100 107L101 108H99V101H98V103L97 102H95ZM164 100V102L162 103V101ZM188 100V102H189V104H190V101H189V99H187ZM187 100H185L186 101V103H185V110H186V107H188V102H187ZM192 100H194V99H192ZM222 100V99H221ZM88 101H90L89 99H88ZM88 101H87V103H88ZM126 101H128L127 99H126ZM129 101H131L130 99H129ZM149 101H147V105L149 106V105H151V103H149L148 104V102ZM173 101V100H172ZM184 101V102H185ZM244 101H245V103L246 104H244ZM261 101V102H260ZM166 102V103H165ZM180 102H182V101H180ZM192 103V105H193V102H195V101H191ZM248 102V103H247ZM255 102L258 104V105H256L255 104ZM260 102V103H259ZM84 103H86V102H84ZM108 103H110L111 104V102H108ZM125 102H123V104H124ZM157 103H159V104H162L160 107H158L159 106V104H157ZM129 103L127 102V104L125 103V105H127V106H129L128 108H131V104L130 105H128ZM169 105L168 107L170 108H168V110L164 107L165 105ZM186 104H188L187 106H186ZM190 104V105H191ZM256 106H255V105ZM83 105H84V107H83ZM86 105V106H85ZM108 105V104H107ZM106 105V109H108L107 106ZM124 105V106H125ZM246 105V106H245ZM251 105V106H250ZM254 107H253V106ZM95 106V108H97ZM123 106V107H124ZM85 107H87V108H85ZM89 107V108H88ZM150 107V106H149ZM149 107L147 108V111H148V109H149ZM162 107H164V108H162ZM232 107V108H231ZM248 107V108H247ZM158 108H160V110H161V112H159L160 110H158ZM236 108V109H235ZM246 108H247V111H246ZM68 109V110H67ZM90 109H92V108H90ZM105 109V110H106ZM127 109V108H126ZM172 109V110H171ZM190 109V108H189ZM232 109V110H231ZM100 110H98L99 111V116L100 117H103L102 118V121H104L103 123H107V124H109V125H107L108 127H109V129H110V131H111V122L110 123H108V122H106L107 121V117H106V114H108V111H105V112H107V113H105V116H102L101 114H100ZM150 110V109H149ZM162 110H163V112H162ZM170 110V111H169ZM184 110V111H185ZM235 110V111H234ZM70 111V112H69ZM89 111V110H88ZM97 111V110H96ZM166 111V112H165ZM179 111V113H183V115H184V111H181L180 112ZM231 111V112H230ZM256 111H260V110H256ZM52 113H53V111H51ZM50 112V113H51ZM57 112V111H56ZM76 112H78V111H76ZM84 112V111H83ZM91 112H94V111H91ZM228 112H230V113H228ZM232 112L234 113V114H232ZM42 113H45V112H42ZM67 113V114H66ZM86 113V112H85ZM154 113V112H153ZM157 113H158V115H157ZM159 113H161L160 115H159ZM225 113H227V114H225ZM57 114H58V112H57ZM57 114H55V116H58ZM68 114H69V116H68ZM86 114H88L89 115V112L88 113H86ZM94 114V113H93ZM92 114V115H93ZM95 114H98V112L97 113H95ZM103 114H104V112H103ZM149 114V113H148ZM147 114V115H148ZM151 114H152V112H151ZM191 114H193V115H191ZM240 114H243V115H241L242 117H240ZM51 116H53L54 114H50ZM85 115V114H84ZM90 115H91V113H90ZM153 114L151 115V117L152 116H154ZM160 116V117H157V116ZM223 115H224V117H223ZM225 115H226V118H225ZM245 115V116H244ZM16 116V117H15ZM48 116H49V114H48ZM50 116V117H51ZM98 116V117H99ZM107 116H109V115H107ZM234 116V117H233ZM6 117H8V118H6ZM21 117V118H20ZM71 117V120H69V118ZM99 117V118H100ZM162 117V118H161ZM192 117H194V118H192ZM215 117V118H216ZM222 117V118H221ZM229 117V118H228ZM12 120H11V119ZM16 118V119H15ZM57 118V117H56ZM95 118V117H94ZM93 118V119H94ZM109 118V117H108ZM157 118H159V119H157ZM166 118H164V120H166ZM190 118H191V120L193 119V122L191 121L190 122ZM249 118V120H247ZM6 119H8V123L9 124H6L7 123V121H5ZM20 119V120H19ZM52 119H53V117H52ZM78 120V121H76V120ZM85 119H86V116H85ZM97 120H99L98 118H96ZM96 119H94V120H96ZM101 119V118H100ZM154 119V118H153ZM234 120V122H232V123H227L226 125H225V121L224 120ZM241 119V120H240ZM243 119V120H242ZM10 120V121H9ZM21 120H22V122H25V123H22V124H20L21 123ZM54 120H55V117H54ZM109 120V119H108ZM159 121V124H158V121ZM14 121V122H13ZM86 121V123H87V120H85ZM102 121H100L99 120V122L102 124ZM183 121L185 122L184 123V125H183ZM194 121H195V123H194ZM215 121H216V123H215ZM218 121V122H217ZM222 121V122H221ZM2 122V121H1ZM73 122V123H72ZM77 122V123H76ZM11 123V124H10ZM55 123V122H54ZM56 123H58L57 121H56ZM75 123V124H74ZM156 124V126L155 125H153V124ZM165 123V124H166ZM177 123H178V127H177ZM182 123V124H181ZM195 125L194 127H193V124ZM220 123V124H219ZM14 124H16V125H14ZM19 124V127L17 126ZM23 124H25V126L23 125ZM45 124V123H44ZM69 124H70V126H69ZM105 124L103 125V129L105 130V129H107V130H105V132L107 131V132H109V129L107 128V126H105ZM166 124V125H167ZM171 124L170 125H168V126H171ZM174 124V125H173ZM181 124V125H180ZM188 126H187V125ZM212 125V128H211V125ZM216 124V126H213V125H215ZM234 124V125H233ZM6 125V126H5ZM8 125V126H7ZM66 125L64 126V127H66ZM78 125V124H77ZM76 125V126H77ZM111 125V126H110ZM179 125H180V127H179ZM190 125V126H189ZM203 125V126H202ZM207 125V126H206ZM224 125V126H223ZM16 126V127H15ZM79 126V125H78ZM100 126V125H99ZM102 126V125H101ZM104 126H105V128H104ZM155 126V127H154ZM162 126V125H161ZM167 126V127H168ZM183 126H184V128H183ZM201 126V127H200ZM231 126V127H230ZM30 127V128H29ZM74 129H73V128ZM94 127V126H93ZM154 127V128H153ZM160 127V128H159ZM166 127V126H165ZM164 127V128H165ZM166 127V128H167ZM173 127H171V129H173ZM185 127H186V129H185ZM220 127V128H219ZM223 127V128H222ZM259 127H260V129H259ZM14 128V129H13ZM19 128V134H17L16 132H17V129ZM22 128H24L25 130H26V132L24 131V129H23V131H22ZM42 128V129H41ZM113 128V127H112ZM166 128L164 129V130H166ZM197 128V129H196ZM236 128V129H235ZM47 129H48V127H47ZM67 129V128H66ZM184 129V130H183ZM188 129V130H187ZM192 130V132L190 131V130ZM196 129V130H195ZM213 129V130H212ZM228 129H230V130H228ZM259 129V130H258ZM68 130V129H67ZM77 130V129H76ZM151 130V131H152ZM163 130V129H162ZM163 130V131H164ZM211 130H212V132H211ZM262 130V131H261ZM11 131H15V134H17V135H15L14 136V134H13V132H11ZM20 131H22V133H20ZM29 131V132H28ZM39 131H42V132H39ZM65 131V130H64ZM148 131V130H147ZM227 131V132H226ZM229 131V132H228ZM233 131H234V133H233ZM5 134H4V133ZM73 132V131H72ZM80 132H81V130H80ZM93 132H95V130L93 131ZM190 132V133H189ZM35 133V134H34ZM50 133V132H49ZM74 133V134H73ZM72 133V135H74V136H77L78 135V133H79V131H78V133L77 132H73ZM96 133V132H95ZM190 135H189V134ZM222 133V134H221ZM263 133V134H262ZM4 134V135H3ZM10 134V135H9ZM25 134V135H24ZM61 134H62V132H61ZM62 134V135H63ZM75 134H77V135H75ZM81 134V133H80ZM80 134L78 135V136H80ZM147 134H148V136H147V138L152 134V132L151 133H149V131L147 132ZM150 134V135H149ZM224 134V135H223ZM231 134H234V135H231ZM11 135L12 136H14V137H12L11 138ZM90 135H92L91 136V140H90V142H92V139L94 138V136H93V134L92 133H90ZM169 135V136H168ZM25 136H27V137H25ZM34 136V137H33ZM76 137V138H79V137ZM82 136H85L84 137V139H81V136H80V139H81V142L80 143H82V148H81V150L83 149V142L87 139V138H89L90 136H88L87 135V131L84 133V135H82ZM87 136V137H86ZM152 136L153 135H151L150 137L152 138ZM176 136V137H175ZM227 136V137H226ZM22 137V138H21ZM47 137H50L51 139H57L56 141L57 142H54L53 143V141H55V140H51L50 138H47ZM93 137V138H92ZM178 137V138H177ZM179 137H180V139H179ZM226 139H225V138ZM228 137L230 138V140H228ZM232 137V138H231ZM59 138V137H58ZM86 138V139H85ZM95 138H98V136H96ZM60 139V140H61ZM80 139H78V140H80ZM100 141H101V139L100 138H98ZM150 139V138H149ZM178 139V140H177ZM16 139L14 138V141H15ZM50 140V141H49ZM62 140V141H63ZM88 140V141H89ZM155 140H156V143H155ZM96 141H98L97 139H95V143L96 144H98V142H96ZM150 141V140H149ZM148 141V142H149ZM202 141V142H201ZM226 141H228V142H226ZM50 142H52L51 143V145H50ZM69 142V143H68ZM77 142V141H76ZM89 142V143H90ZM229 142H230V144H229ZM89 143H87L86 141H85V144H87L86 146H88V147H90L91 148V146L92 145H90ZM93 143V142H92ZM163 143V144H162ZM228 143V144H227ZM22 144H23V146H22ZM61 144V143H60ZM96 144H95V146H96ZM101 144H102V142H101ZM77 145V146H76ZM75 146L76 147H81V144L79 145L78 143L76 144ZM79 145V146H78ZM99 145V144H98ZM97 145V146H98ZM148 145V146H149ZM151 145V146H152ZM160 145V146H161ZM3 148H2V147ZM34 146V147H33ZM50 146V147H49ZM57 146H59V145H56L55 147H57ZM86 146L84 147V149L86 150L87 148H86ZM93 146H94V144H93ZM92 146V148L94 149V147ZM101 146V145H100ZM151 146H149V148L152 150V149H154V150H152V151H150L153 155H155V154H158V153H156L155 151H157L158 152V149L157 148H152ZM242 146V147H241ZM7 147H9V145L7 146ZM21 147H19V149L21 148ZM46 147V148H45ZM47 147H49L48 149H47ZM54 147V148H55ZM61 147V146H60ZM101 147H103V145L101 146ZM104 147H106V146H104ZM103 147V149H104V151L106 152L105 154H107V152H108V159L105 161H103V162H101V161H95L96 159H100V158H98V155H100L101 153H99V154H97V156H93V154L95 155L97 152H95V149L97 150V148H95L94 150H92L91 151V154H92V157L93 158H95V160L94 159H92L91 161H85L86 163H88V162H90L91 164H92V161H95V162H98V163H96L95 164V162H93L94 163V165H96V167H94V168H96L97 169V167L101 164V166H102V164H104L105 162L107 163L108 161H110L109 160V155H111V158H113L114 159V157H112V155L113 154H109L110 153V150H109V148L110 147H106L107 149H108V151L105 149ZM164 147V148H163ZM224 147V148H223ZM2 148V149H1ZM21 148V149H22ZM27 148V149H26ZM42 148L43 150H45V151H42L41 152V150L40 149ZM58 149H59V147H57ZM90 148H88V150H90ZM100 148V147H99ZM166 148V149H165ZM181 148V149H180ZM206 148V149H205ZM19 149H17L16 148V150L18 151ZM47 149V150H46ZM52 149V150H51ZM59 149V150H60ZM73 150L74 149H76L75 147H73L72 148ZM72 149H70V150H72ZM83 149V151H85ZM148 149V148H147ZM149 149V150H150ZM157 149V150H156ZM33 150V151H32ZM38 150H40V155H39V151ZM55 150V149H54ZM61 150V151H62ZM80 150V149H79ZM79 150L77 149V151L79 152ZM102 150V149H101ZM101 150H98V152H101ZM111 150L112 151H114L115 152V150H113L112 148H111ZM148 150V151H149ZM27 151L29 152V154L27 153ZM60 151V152H61ZM62 151V152H63ZM76 151V150H75ZM103 151V150H102ZM111 151V152H112ZM168 151V152H167ZM184 151V152H183ZM3 152V151H2ZM18 152V153H19ZM46 152V153H45ZM47 152L49 153V155L47 154ZM61 152V153H62ZM86 152H88V151H86ZM93 152H95V153H93ZM113 152V153H114ZM150 152H148V153H150ZM153 152H155V153H153ZM5 153V152H4ZM12 153V154H11ZM17 153V152H16ZM41 153L44 155V158H40V156L42 157V155H41ZM66 153V154H65ZM70 153V151L68 152V154ZM80 153H82L81 151H80ZM89 153V152H88ZM160 153V152H159ZM171 153V159H170V156L168 155V154H170ZM180 153V154H179ZM0 154H1V152H0ZM47 154V155H46ZM71 154H69V155H71ZM76 154V155H75ZM165 154H164V156H163V158L162 159H164V161H165V159L166 158H164L165 157ZM203 154V155H202ZM9 155H11L12 157H13V159L12 158H10V157H8ZM28 155V156H27ZM37 155H39V156H37ZM58 155H60L59 153H58ZM80 155H82V154H80ZM148 155H150L151 156V154H148ZM147 155V156H148ZM152 155V156H153ZM200 155H202V156H200ZM15 156V157H16ZM24 156V157H23ZM27 156V157H26ZM45 156H47L46 157V160H45ZM49 156V157H48ZM59 157L60 158V160H59V158L57 159V157ZM115 156H116V154H115ZM156 156V155H155ZM16 157V158H17ZM56 157V158H55ZM83 157V156H82ZM82 157H79L78 159H76L75 160V163L77 164V160H82ZM97 157V158H96ZM240 157V158H239ZM81 158V159H80ZM160 158V159H161ZM44 159V160H43ZM51 159V160H50ZM90 159V158H89ZM161 159V160H162ZM5 160V161H4ZM7 160V161H6ZM12 160V161H11ZM69 160H70V158H69ZM101 160V159H100ZM149 160V161H148ZM159 160V159H158ZM20 161H21V163H20ZM48 161H49V163H48ZM135 161V160H134ZM134 161L132 162V158L130 159V163H132V164H135L134 163ZM6 162V163H5ZM15 162H16V164H15ZM18 162V163H17ZM51 162V163H50ZM60 162V163H59ZM63 162V163H62ZM79 162V161H78ZM154 162H156V163H154ZM158 162H159V164H158ZM163 162V161H162ZM81 163V164H80ZM82 163H84V161H81V162H79V164L80 165H82V167H86V165H89V163L88 164H86V165H84L83 166V164ZM155 165H159V166H157V168L159 169V167H160V169H161V167H162V170H158V172H157V170H155L156 172H155V175H154V173H153V171H152V168H153V170L156 168V166L155 167H152V166H154L153 164ZM50 166H49V165ZM98 164V165H97ZM7 165V166H6ZM13 165V166H12ZM20 165V166H19ZM27 167H26V166ZM60 165H64L63 167L62 166H60ZM78 165V164H77ZM80 165H78V166H80ZM93 165V164H92ZM91 165V166H92ZM6 166V167H5ZM45 166V167H44ZM55 166V167H54ZM74 166L76 167V168H78V170L77 171H81V170H83L82 169V167L80 166V168L79 167H77L75 164H74ZM90 166V165H89ZM89 166H87V168L85 169V170H88V172H90V169L91 168H93V167H89ZM101 166H99L100 168H101ZM136 166V165H135ZM13 167V168H12ZM56 169H59L58 171H56L54 168ZM59 167V168H58ZM74 167V168H75ZM89 167V168H88ZM99 167H98V169H99ZM172 167V168H171ZM9 168V169H8ZM53 168V169H52ZM61 168V169H60ZM93 168V169H94ZM67 169H70V168H67ZM79 169H81V170H79ZM164 169H166V171H164ZM95 170V169H94ZM94 170H91V172L92 171H94ZM174 171V172H172V171ZM55 173H54V172ZM84 171V170H83ZM96 171V170H95ZM95 171L93 172V173H95ZM152 171V172H151ZM160 171V172H159ZM161 171H163L162 172V175H160L161 174ZM169 172V171H171L170 172V176L172 175V174H174V175H172L171 177L173 178H171V179H168V180H170L169 182L171 183H169L168 182V180L166 179V177L165 176H168L169 177V175H167L168 173H166V172ZM65 172V173H64ZM82 172V171H81ZM90 172V173H91ZM165 172V173H164ZM213 172V173H212ZM57 173H58V175H57ZM69 173H70V175H69ZM159 173V174H158ZM164 173V174H163ZM62 174H64V175H62ZM156 174L157 175H159V176H156ZM166 174V175H165ZM165 175V176H164ZM62 176H63V179H65L64 177L66 176V178H67V180L69 181H67V180H63L62 179ZM156 176V177H155ZM160 176H163L165 179H163V180H165L164 181V183H163V180L162 181H157V179L159 180H161V178L162 177H160ZM61 177V179L65 182H67L66 184L65 183H63V184H65L64 186H62L63 184L61 183V186L63 187V188H65V190H68V188L71 186H74V187H72L73 188V191H72V189H71V191L73 192V194H72V196H73V200H75L73 203H70V205H69V202H67V200H69L66 196H68L69 197V195H70V192H69V195H68V193H67V195H66V191H64V193H65V195H63L62 194V197H61V194L59 193V192H61V191H63V188H60L61 186L58 184V186H60V187H58L57 185L55 186L53 183H55L56 184V181L59 179ZM159 177V178H158ZM174 177L176 178L175 180H174ZM154 178V179H153ZM157 178V179H156ZM152 179V180H151ZM60 180V179H59ZM72 180V181H71ZM149 180H150V182H149ZM174 180V181H173ZM75 181V182H74ZM153 181H155V182H153ZM58 182V181H57ZM76 183V184H74V183ZM149 182V183H148ZM156 182H158V185H159V188L161 189H158L157 187L158 186H156L155 184H156ZM70 184V186H69V184ZM154 184L153 186L151 185V184ZM163 183V184H162ZM170 184L169 186H166V184ZM68 184V186H66ZM77 185V186H76ZM150 185L152 186V187H150ZM161 185V186H160ZM156 187V190H155V187ZM58 187V190H59V192L57 191V189L56 188ZM70 187V188H71ZM162 187V188H161ZM167 188V189H166ZM75 189V190H74ZM70 190V189H69ZM152 190V191H151ZM155 190V191H154ZM157 190H159V191H157ZM55 191V193H53ZM57 191V192H56ZM106 191V193H107V191L108 190H105ZM71 192V193H72ZM79 192V193H80ZM82 192H83V190H82ZM82 192H81V194H82ZM157 192V193H156ZM57 193H58V195H57ZM63 193V192H62ZM75 193H77L78 195H81V194H79L77 191L75 192ZM108 193H109V191H108ZM160 193V194H159ZM60 194V195H59ZM83 194H85V193H83ZM82 194V198H81V201H82V204L84 203V201H83V198H84V195ZM110 194H112L113 195V193L111 192ZM148 195H149V193H147ZM158 194H159V196H158ZM176 194V195H175ZM86 195V194H85ZM92 195H93V193H92ZM91 195V196H92ZM175 195V196H174ZM74 196H75V198H74ZM90 196V197H91ZM93 196H95V195H93ZM149 196V197H150ZM64 197H65V199H64ZM109 197H111V195H109ZM109 197H108V199H109ZM113 197V196H112ZM148 197V196H147ZM148 197V198H149ZM159 197V198H158ZM180 197V198H179ZM71 198V197H70ZM98 198V197H97ZM147 198V199H148ZM67 199V200H66ZM137 200H139V199H137ZM177 200V201H176ZM69 201H71V199L69 200ZM80 201V200H79ZM79 201H76V203L77 202H79ZM160 201H161V203H160ZM176 201V202H175ZM66 202H67V204H66ZM94 202H95V205H94ZM158 202H159V204L161 205L162 204V206L160 207V205L158 204ZM89 203V202H88ZM91 203L93 204V207H92V205H91ZM148 203H151V204H155V205H153V206H151V204H149L148 205ZM156 204H157V206H156ZM174 204H176V205H174ZM81 205V204H80ZM159 205V206H158ZM76 206V207H75ZM94 206H97V211H95V210H93L95 207ZM169 206V207H168ZM181 206V207H180ZM184 206V207H183ZM79 207V208H78ZM82 207V209L84 208V210H80L81 212H82V215L80 214L81 212H79L78 211V209H80ZM100 207V206H99ZM159 207V208H158ZM193 207V208H192ZM77 208V209H76ZM86 208V209H87ZM139 208V209H138ZM186 208V209H185ZM74 209V210H73ZM134 209H132V211H134ZM164 209V210H163ZM169 209V210H168ZM180 209V210H179ZM128 210H130V211H128ZM128 210H126L127 211V213L128 212H131V209L129 208ZM167 210V211H166ZM173 210V211H172ZM186 210V211H185ZM86 211H88L89 213V218H87L88 220H90L91 218V221H88V220H86V217H88V214H87V216L86 217H84L83 218V215L85 216V214H84V212H86ZM176 211V212H175ZM181 211V212H180ZM136 212H139L138 213V215H135L136 214ZM159 212V211H158ZM76 213V214H75ZM96 215H95V214ZM126 213V212H125ZM125 213H123V215L125 214ZM126 213V214H127ZM121 215H122V213H120ZM126 214L124 215L125 216V219H124V217L123 216H120V218L122 217V221H124L125 220V222H124V224H122V225H124V226H127L128 228L130 227V226H132V225H130V224H133V226H134V228H135V225H138V224H135L134 225V223H131L132 221L130 220V218H132V217H134L131 213H128V216H126ZM149 214V215H148ZM93 215H95L96 217H92ZM115 215V214H114ZM129 215H130V217H129ZM132 215V216H131ZM173 215V216H172ZM150 218H149V217ZM159 216V217H158ZM163 216H164V218H163ZM194 216V217H193ZM127 217V218H126ZM129 217V218H128ZM68 218V219H70V220H68V221H70V223H72V220H73V224L74 223H81V224H79L80 226L83 224L85 227H87V228H89V229H87V228H85V229H87V230H85V233H87V234H89V233H92V237L95 239H93L92 237H90L91 236V234L89 235V237L87 238L85 235V233H82L83 235L81 236L80 234H78L77 235V233H76V235L79 237V235L82 237V239H85V238H87V239H90V238H92L93 239V242H95L96 240V242L95 243H92V240H91V245H93V246H91V245H89V242L88 243H86L88 240L87 239H85V240H87L86 242H85V240H84V243H86L85 244V246H87V248L90 250L88 253L86 252V251H88V250H86L83 246H82V240H79V238L78 237H76L77 238V240H76V238L74 237L75 235V233H73L72 235H70L69 236V238L71 237V239H72V237H74V240H76L75 242L73 241V240H68V235H66V233L68 234L70 231V228H72V226L70 227L69 226V224L70 223H68V221L66 220V219ZM93 218H94V220H93ZM147 218V219H146ZM162 218V219H161ZM167 218V219H166ZM97 219H99V217L97 218ZM124 219V220H123ZM142 219V220H141ZM152 219V220H151ZM175 219V220H174ZM66 220V221H65ZM150 220V221H149ZM167 220V221H166ZM171 222V224H170V222ZM181 220V221H180ZM86 221H88V222H86ZM128 221H131L130 223H128V225H127V222ZM154 221V222H153ZM174 221V222H173ZM9 223L10 224V222L12 223V225L13 226H15V227H17L18 225H19V227H20V225H23L22 226V228H25L26 230H27V232H29V233H32L31 235H33V236H31V235H29V236H24L23 237V235H21V233L19 234V235H17V232H18V230H17V228H16V230H13V231H15V233L14 232H10L12 229H7V230H4L3 229V227H4V225L6 224V223ZM159 222V223H158ZM167 222V223H166ZM88 223V224H87ZM150 223V224H149ZM161 223V224H160ZM166 223V224H165ZM9 224H7L8 226H9ZM55 224V225H54ZM68 224V225H67ZM73 224H70V225H73ZM126 224V225H125ZM148 226V227H145L146 225ZM155 224V225H154ZM178 224H179V226H178ZM69 226L70 228H68L67 226ZM75 225V224H74ZM77 225V224H76ZM77 226V229L76 228H74V229H76V230H78V227L80 228V226ZM83 225H82V227H81V229L83 228ZM130 225V226H129ZM144 225V226H143ZM154 225V226H153ZM162 225V226H161ZM166 225H168V227L166 226ZM53 226V227H52ZM55 226V227H54ZM59 226H61V231L60 230H58V228L60 229V227ZM90 226V227H89ZM97 226H98V224H97ZM157 226V227H156ZM178 226V227H177ZM57 227V228H56ZM66 227H67V229H66ZM74 227V226H73ZM93 227H95L93 230H91ZM126 227V228H127ZM165 227H167V228H165ZM54 228H56L55 230H54ZM123 228H125V227H123ZM127 228V229H128ZM133 228V227H132ZM131 227H130V229L131 230H133ZM150 228V229H149ZM154 228V229H153ZM157 228H159L158 230H157ZM184 228V229H183ZM66 232H63V230ZM66 229V230H65ZM73 229V231H76V230H74ZM79 230L80 231V233H81V231L83 230ZM97 229V228H96ZM126 229V230H127ZM136 229V228H135ZM136 229V230H137ZM152 229V230H151ZM3 230V231H2ZM58 232H57V231ZM72 230V229H71ZM89 230V232H87ZM91 230V231H90ZM125 230V229H124ZM162 230V231H161ZM17 231V232H16ZM56 231V232H55ZM67 231H69V232H67ZM128 231H129V229H128ZM155 231V232H154ZM59 232H60V234H59ZM77 232V231H76ZM130 232V231H129ZM132 232V231H131ZM152 232V233H151ZM160 232H162V233H160ZM165 232H167V233H165ZM172 232V233H171ZM179 232V233H178ZM19 233V232H18ZM58 234V236H56L55 234ZM72 233V232H71ZM70 233V234H71ZM137 234L139 233L138 231L136 232ZM165 233V234H164ZM180 233H182V234H180ZM37 234V235H36ZM66 235V236H64V235ZM85 234V235H84ZM94 234V235H93ZM96 234V235H95ZM131 234H135V232L134 233H131ZM150 234V235H149ZM151 234H152V236H151ZM154 234V235H153ZM159 234V235H158ZM167 234V235H166ZM175 234V235H174ZM20 235H21V237H20ZM74 235V236H73ZM157 235V236H156ZM162 235V236H161ZM34 236H37V237H34ZM63 236V237H62ZM83 236H84V238H83ZM164 236H166V237H164ZM169 236V237H168ZM23 237V238H22ZM31 237H33V238H31ZM67 237V238H66ZM98 237V238H97ZM146 237V236H145ZM149 237H151V238H149ZM41 238V239H40ZM168 240H167V239ZM25 239H27V240H25ZM38 239V240H37ZM153 239V240H154ZM162 239V240H161ZM166 239V240H165ZM102 241H104V240H102ZM125 241V245L123 244L122 246H126L128 243H126V240H121V243H123ZM162 241V242H161ZM169 241V242H168ZM147 242H148V240H147ZM186 242V243H185ZM99 243V244H100ZM112 243V244H111ZM156 243L154 244V247H153V242L150 244L151 246H152V251H150L151 253H149V251H144V252H148L147 253V256L150 254V255H152V258L154 257L153 256V254L155 253V250L157 251V247H155L156 246ZM88 244V245H87ZM103 244H104V242H103ZM149 244V243H148ZM147 244V245H148ZM103 246L102 248H104L105 250V253L106 254H104L103 255V253H100V251L101 252H103V249L101 248V247H98L99 249L101 248V250H99L98 248H97V246ZM148 246L149 248L151 247V246ZM66 246V247H65ZM91 246V247H90ZM114 246V247H113ZM120 246H121V244H120ZM219 246V247H218ZM239 246V247H238ZM77 247H78V249H77ZM90 247V248H89ZM92 247H94V249L92 248ZM145 246H141L140 247V249L141 250H143L142 248H144ZM147 247V246H146ZM148 247H147V250H149L148 249ZM227 247V248H226ZM238 247V248H237ZM242 247V248H241ZM74 248H75V251L76 250H78V251H76V253H75V251H74ZM97 248V249H96ZM117 248V249H116ZM123 248V247H122ZM138 248H139V246H138ZM155 248H157V249H155ZM172 248V249H171ZM91 249L93 250V251H91ZM151 249V248H150ZM154 249V250H153ZM167 249L169 250L168 252H167ZM74 251V255L72 254L73 253V251ZM96 250H99V251H96ZM106 250H107V252H106ZM137 250V249H136ZM135 250V251H136ZM116 251H118V252H116ZM121 251H123V250H121ZM138 251V250H137ZM160 250H158L156 253H158ZM217 251V252H216ZM87 254H89L90 252H93V253H90L89 254V256L87 255L86 256V253ZM131 252H134V251H131ZM166 252V253H165ZM171 252V253H170ZM204 252V253H203ZM169 253V254H168ZM174 253V254H173ZM4 254V255H3ZM19 254V255H18ZM92 254L93 255H95V256H92ZM131 254V253H130ZM159 254V256L161 255L160 253H158ZM173 254V256L174 257H172L171 255ZM105 255H107V256H105ZM117 255V256H116ZM133 255V254H132ZM131 255V256H132ZM136 254H134V256H135ZM150 255L148 256V257H150ZM71 258H70V257ZM116 256V257H115ZM156 257V259H154L155 261L157 260V262H158V258L157 257H159L157 254L155 255ZM169 256V258H167V257ZM179 256V257H178ZM214 256V257H213ZM221 256V257H220ZM94 257V258H93ZM108 257V258H107ZM136 257V256H135ZM134 257V258H135ZM147 257V261H151L152 262V260L153 259H150V258H148ZM162 257V256H161ZM3 258V259H2ZM99 258H95V260L96 259H99ZM109 258H110V260H109ZM123 258V257H122ZM128 258H130V257H128ZM128 258H127V260H128ZM134 258H132L133 260H134ZM160 258V257H159ZM173 258V259H172ZM115 259V260H116ZM150 259V260H149ZM68 260V261H67ZM118 260H120V259H118ZM124 260V258L122 259V261ZM130 260V259H129ZM128 260V261H129ZM167 260V261H166ZM35 261H37V262H35ZM78 261H79V259H78ZM82 261H80L81 263L80 264H82ZM92 261V260H91ZM99 261V262H100ZM122 261H118L120 264H122ZM77 262V261H76ZM115 262V261H114ZM118 262H115V264L116 263H118ZM124 262V261H123ZM165 262V263H164ZM232 262V263H231ZM83 263H86V261L85 262H83ZM87 263H89V264H91L90 263V259L89 260H87ZM148 263V262H147ZM153 263H155L154 261L152 262V263H148V264H153ZM62 264V263H61ZM67 264V263H66ZM124 264H125V262H124ZM157 264V263H156Z\"/></svg>", "mask_w": 264, "mask_h": 264}, {"label": "bare ground", "instance_id": "2", "mask_svg": "<svg viewBox=\"0 0 264 264\" xmlns=\"http://www.w3.org/2000/svg\"><path fill=\"white\" fill-rule=\"evenodd\" d=\"M33 1H35V0H33ZM43 1V0H42ZM48 2H49V0H47ZM52 1V0H51ZM101 1V0H100ZM105 1V0H104ZM104 1H101V2H103L102 4H101V6H103V4L105 5V2ZM106 1H109V0H106ZM120 1V0H119ZM122 1V0H121ZM134 1H136V0H134ZM133 1V2H134ZM137 1H139V0H137ZM136 1V2H137ZM155 1H157V0H155ZM230 1V0H229ZM243 1H245V0H243ZM242 1V2H243ZM248 0H246V2H247ZM250 1V0H249ZM252 2H251V7H252V5L253 4H255L254 5V7L257 5L256 4V2L258 3V1H254V0H251ZM253 1L255 2V3H253ZM262 1V0H261ZM1 3H0V91H1V93H2V91H4L3 92V94H5V96L6 95H9L10 93V91H12V88L13 87H15V82L17 81V76L15 77L13 74H11L10 73V71L9 70H12L11 69V67L13 68V66L14 65H16L17 63L16 62H18V59L16 60V58H18V56L17 55H14V54H16L15 52H14V49H17V48H15L16 46H12V45H14V44H12V43H15V41L17 40L16 39V35L17 34H15V31L13 32V31H11V30H17L15 27H13V29H12V26H11V23H10V21L12 20V19H15L16 17H19L20 16V14H21V11L23 10V8H27L28 7V4H29V7H30V9H31V6H32V4H33V2H32V4H30V2L28 1V0H26V1H24V3L23 4H21L22 2H21V0H2V1H0ZM27 2V5L25 4ZM39 2V1H38ZM38 2H34L35 4L36 3H38ZM47 2V3H48ZM66 2V1H65ZM112 2V1H111ZM129 2V1H128ZM130 2H132V1H130ZM144 2V1H143ZM142 1L140 2V3H143ZM163 2V1H162ZM221 2V1H220ZM222 2L224 3V1L222 0ZM226 2V1H225ZM228 2V1H227ZM226 2V3H227ZM230 2H232V1H230ZM242 2H240V3H242ZM245 2V3H246ZM21 5H20V4ZM40 3V2H39ZM45 3H46V0H45ZM45 3H42L43 5H45ZM46 3V4H47ZM117 3V2H116ZM158 3V2H157ZM238 3H239V1H238ZM239 3V5H242V6H240L241 7V9H239L238 8V10H239V12H240V10H241V12H242V7L243 6H245L244 8L246 9V5L244 4H240ZM250 3V2H249ZM248 3V4H249ZM253 3V4H252ZM261 3V2H260ZM25 4V5H24ZM41 4V5H42ZM50 4H51V2H50ZM98 4V3H97ZM220 4V3H219ZM222 4V3H221ZM228 4V3H227ZM226 4V5H227ZM259 4V3H258ZM262 4V3H261ZM23 5V6H22ZM31 5V6H30ZM40 5V6H41ZM96 5V4H95ZM232 5V4H231ZM237 5V4H236ZM236 5H235V7H236ZM34 6V5H33ZM38 6H39V4H38ZM50 5H48V7H49ZM57 6V5H56ZM66 6V5H65ZM88 6V5H87ZM210 6V5H209ZM222 6H224V5H222ZM248 6V5H247ZM257 6H262V5H257ZM29 7H28V9H29ZM69 7H71V6H68L67 8L69 9ZM108 7V6H107ZM118 7V6H117ZM142 7V5L140 6V8ZM220 7H221V5H220ZM219 7V8H220ZM250 7V6H249ZM251 8V9H253L254 11H259V10H263L262 8L261 9H259L258 8V10H256L255 8ZM34 8H37V6L35 7L34 6ZM40 8V7H39ZM58 8V7H57ZM74 8V7H73ZM142 8H144V7H142ZM210 8V7H209ZM228 8V7H227ZM226 8V9H227ZM232 8H233V6H232ZM248 8V7H247ZM50 10H51V8H49ZM48 9V10H49ZM53 9H54V7H53ZM52 9V10H53ZM59 9V8H58ZM76 9V8H75ZM77 9H78V5H77ZM89 9V8H88ZM95 9V6L93 7V9L92 10H94ZM105 9H106V7H105ZM208 9V8H207ZM207 9H204V11L205 10H207ZM235 9V8H234ZM251 9H250V12H251ZM42 10H44V9H41V11H40V14H42ZM47 10V9H46ZM50 10H49V12H50ZM51 10V11H52ZM55 10H56V8H55ZM54 10V11H55ZM69 10H71V12H72V9H69ZM84 10V9H83ZM82 10V11H83ZM120 10V9H119ZM142 10V9H141ZM145 10V9H144ZM210 10V9H209ZM225 10V9H224ZM228 10V9H227ZM233 10V9H232ZM248 10V9H247ZM246 10V11H247ZM33 11V10H32ZM87 11V10H86ZM138 11H139V9H138ZM155 11V10H154ZM264 11V10H263ZM62 12L65 14V16H67L66 15V13L63 11V9H62ZM78 12V11H77ZM89 12V11H88ZM88 12H86L85 14L88 16V15H90V13H91V11H90V13H88ZM95 12H97V8H96V10H94V13H92L91 15H96L95 14ZM142 12H144V11H142ZM214 12V11H213ZM234 12V11H233ZM236 12H238V11H236ZM235 12V13H236ZM238 12V13H239ZM240 12V13H241ZM245 11L243 10V12H242V14L244 13ZM262 12V11H261ZM46 13H47V11H46ZM54 13H56V12H54ZM54 13H52V12H50V14L52 15V17L54 18H52L51 19V15H48V16H50V17H48V18H50V19H48V21L50 20V22H48L47 21V23H49L48 25L50 26V23H51V21H52V25H53V20L56 22V23H58V21L61 19V18H63L62 16L64 15V14H61V11H60V13L58 12V16L59 17H61V18H59L58 16H56V14H54ZM68 13H70L69 11H68ZM67 13V14H68ZM76 13V12H75ZM88 13V14H87ZM98 13V12H97ZM99 13H100V11H99ZM151 13V12H150ZM152 13H154V12H152ZM151 13V14H152ZM199 13V12H198ZM205 13V12H204ZM209 13V12H208ZM217 13V12H216ZM225 12H223L222 14L223 15H225L224 14ZM239 13V14H240ZM247 13H249V11L247 12ZM262 13H264V12H262ZM44 14V13H43ZM43 14L41 15V16H43ZM70 14H73V13H70ZM69 14V15H70ZM109 14V13H108ZM107 14V15H108ZM111 14V13H110ZM145 14H146V12H145ZM151 14H149L150 16H151ZM158 14V13H157ZM201 14V13H200ZM214 14V13H213ZM219 14V13H218ZM230 14V13H229ZM237 14V13H236ZM240 15V16H243V15ZM244 14H246V13H244ZM252 15H254V12L252 11V13H251ZM251 14H246V15H244L243 16V20H244V18H246L247 17V15H249L248 17H250V19H253V18H255L256 17V19L257 18H259L258 16H256L257 14H255L254 15V17H252L251 16ZM259 14H260V12H259ZM37 15H39L38 13H37ZM57 17V19L55 20V16ZM76 15H77V13H76ZM83 15H84V13H83ZM82 15V17H84V19L82 18V21H84L85 20V18H86V21H88L89 22V17H91L92 18V16H89V17H86V16H83ZM154 15V14H153ZM151 16L153 19H154V16ZM202 15V14H201ZM200 15V16H201ZM204 15V14H203ZM203 15H202V17H203ZM206 15V14H205ZM210 14H208V16H209ZM215 15V14H214ZM220 15V14H219ZM234 15V14H233ZM34 16H36V15H34ZM34 16H32V17H34ZM44 16H46V15H44ZM70 16H73V15H70ZM132 16V15H131ZM230 16V15H229ZM228 16V17H229ZM260 16H261V14H260ZM31 17V18H32ZM67 17H69V16H67ZM109 17V16H108ZM111 17V16H110ZM113 17V16H112ZM156 17V16H155ZM162 17V16H161ZM195 17H197L196 16V14H195ZM215 17V16H214ZM216 17H217V15H216ZM222 17V16H221ZM238 17H239V15H238ZM30 18V19H31ZM42 18H45V17H42ZM96 17L94 16V19H95ZM127 18V17H126ZM133 18V17H132ZM146 18V17H145ZM207 18H210V17H207ZM213 18V17H212ZM233 18V17H232ZM235 18V17H234ZM241 18V17H240ZM262 18H264V17H262ZM64 19V18H63ZM67 19V21H68V19L69 20H71V17L70 18H66ZM65 19V20H66ZM88 19V20H87ZM93 19V21H95ZM110 19V18H109ZM121 19V18H120ZM128 19V18H127ZM139 19V18H138ZM143 20L142 21H144V18H142ZM155 19H157V18H155ZM163 19H165V18H163ZM201 19V18H200ZM199 19V20H200ZM203 19V18H202ZM201 19V20H202ZM206 19V18H205ZM237 19V18H236ZM242 19V18H241ZM250 19L249 20H247L246 19V21L248 22V21H250ZM253 20L252 22H248L252 27H254L255 25H252V23L254 24V21H256L255 23H257V21L258 20H260V19H258V20ZM28 20V19H27ZM33 20H34V18H33ZM42 20V19H41ZM43 20H45V19H43ZM73 18H72V20L71 21H68L69 23L70 22H73ZM77 20V19H76ZM97 20V19H96ZM101 20V19H100ZM126 20V19H125ZM146 20H148L147 18H146ZM159 20V19H158ZM198 20V19H197ZM210 20V19H209ZM211 20H213V19H211ZM218 20H220L219 18H218ZM239 20V19H238ZM243 20H241V21H243ZM263 19H261V21H262ZM30 21H32V20H30ZM36 21V20H35ZM38 21V20H37ZM37 21H36V24H37ZM62 21H64V20H62ZM86 21H84L83 23H88V22H86ZM137 22L139 21V20H136ZM142 21H139V22H141L142 23ZM205 21V20H204ZM236 21V20H235ZM246 21H244V23L246 22ZM26 22V21H25ZM24 22V23H25ZM34 22V21H33ZM32 22V23H33ZM44 22V21H43ZM59 22H61V20L59 21ZM68 22H63V23H60V24H62L63 26L64 25H66L65 26V28L67 27V23ZM107 23H108V21H106ZM105 22V23H106ZM127 21H125V23H126ZM135 22V21H134ZM136 23V24H140V23ZM223 22V21H222ZM225 22V21H224ZM228 22V21H227ZM246 22V24H248ZM29 23V22H28ZM38 23H39V21H38ZM90 23H92L91 21H90ZM106 23V24H107ZM130 23V22H129ZM147 23V22H146ZM202 23V22H201ZM217 24L216 22H214L213 21V24ZM234 23V22H233ZM259 23V22H258ZM257 23V24H258ZM262 25H263V23H264V21L263 22H260ZM259 23V24H260ZM30 25H31V22L29 23ZM73 24V23H72ZM81 24V23H80ZM95 24V23H94ZM105 24V25H106ZM133 24V23H132ZM219 24V23H218ZM222 24V23H221ZM229 24H231V21H230V23ZM228 24V25H229ZM235 24V23H234ZM245 24V25H246ZM258 24V25H259ZM261 24L258 26V27H260L261 26ZM42 25H43V23H42ZM71 25V24H70ZM81 25L83 26V27H81ZM80 25V27L79 28H81V30L82 29H84L83 31L85 32V31H87V33H89L88 31V29H87V27L85 26V24H81ZM88 25V24H87ZM99 25H100V23H99ZM103 25L104 24H102L101 26L103 27ZM114 25V24H113ZM112 25V23L111 22H109V24H107L104 28H105V32H104V36L105 37H103L102 35H100L101 37H103V38H99V37H97L98 38V40L100 39V41H98V43H96L97 41H94L95 42V45H94V42H93V40H92V43L90 42V44L91 45H94L93 47H94V49H91V47L88 49V47L89 46H91V45H89V43H87L88 45L87 46H83V47H81V49H84V48H87L86 50H88V52H91V54L93 55L94 54V56H95V62L97 63V64H100V62H101V64H103L102 65V67H103V69L104 68H107L110 72H111V78H110V80H111V82L114 84V86H115V92L113 91V97H112V94L111 93H109L108 92V95L109 94H111V96L109 95V96H106V98H108V97H111V99L110 98H108V102H111V104L110 103H108V102H106V100H105V103H107L106 105L108 106L107 108L108 109H106V105L104 104V101L102 102L105 106H101V105H103V104H101L100 103V100L102 99V98H104V97H102V96H100V95H103V94H98V95H96V96H99V98L97 99L96 97H95V99H97L98 101H99V103H98V101H96L94 98H93V100H92V98H90L89 96H91V93L92 92H90L89 90H88V88H87V93H90V94H87L85 91H86V89H85V91H84V88H82L83 90H81V91H84V94L82 93V97H85L86 98V100H85V98H84V102H86V103H84L83 102V98H80L81 99V101L83 102V104H86V105H88L89 103H91V104H95V106H96V103H92V102H94V100H95V102H97L99 105V108H101V107H103V108H101V109H103V110H100V109H98V107L97 108H95V106H90V104H89V107L90 108H92V109H90L89 107V109H84L83 110V108H81L80 106L82 105L81 104V102H80V99H79V94L80 93H77V92H75V90H76V88L77 87H75L74 85H72L71 86V84L70 83H68V84H66L65 85V83H67V82H63V80H60V79H63V78H59L58 76H60V77H64V81H66L65 80V75H63V76H61L62 74H59L60 73V71L62 70V72H63V70L65 71L64 73L66 74V72L69 70V69H67V68H64V66H66L67 67V65L65 64L64 66H63V69H61V68H59V75H57V80H60L61 81V83H59L60 81H58L57 83L58 84H60V85H58L57 83H56V81H55V78L53 79L52 77H51V75H49V73H50V71H47V69H49V67H51V66H44L46 69V71L47 72H49L47 75H49L51 78H52V80L53 81H55V84H56V86H57V90H56V87L54 86L53 87V85L51 86V85H49V86H46V80H47V78H46V80H45V76H44V74L46 73H44L43 71V73L44 74H42V72H41V70H39V69H41L42 67L41 66H43V65H41L40 63H41V60H40V58L38 59V60H34L35 62H33V61H31V60H29L28 62H26V63H29L30 62V64H28L29 66H27V64L25 63V67H26V69L25 70H23V73H24V76H23V80H25V84H27L28 82H30V81H32L33 79H35V81H37V83H41L39 86L37 85V84H35L34 82H31V83H34V84H30V83H28L27 84V86L29 85V87H31V86H33V85H37V86H34V89L32 90L31 88L29 89V88H27V92L25 93L24 92V94H18V96H16V98H17V100L22 104V107L24 108L25 107V110H27V112H29L30 113V115H31V117H32V119H33V117H35V119L37 118V117H39V115L38 114H40V112H41V114H44V115H40V117H39V123H40V119H41V117H42V119H45V120H43L42 121V119H41V121H42V124L40 125V126H45V128H44V130H48V135H50L52 138L53 137H57V135L55 136H52L54 133L56 134L57 132H60V133H57V134H60L58 137H57V139H58V142L59 141H61L60 143H56L55 144V146L56 145H59V146H57V147H59V149L60 148H62V147H64V148H62V149H64V151H65V149H68V148H70V149H72L73 147H75L76 149H72V150H70V149H68L67 151H66V155H68L69 157H67V156H65L64 155V151L62 150V149H58L57 147H55L54 145L53 146H51L52 147V152H50V146L49 147H47V149H48V152L50 153V155H51V153H52V155H53V153L55 152V151H59V152H56L55 153V155H57V156H61V154H62V156L64 155L65 157H67L68 158V161H66V159H65V157L63 156V158H62V156L60 157V158H62L61 160H64L66 163L67 162H69V161H72L74 158H75V156H74V158H71L72 157V155L74 154L73 152H75L76 154H77V158L76 159H78L79 157H82V160L81 161H84V163H82L83 164V166L84 165H86V164H88L89 163V165L91 166L92 164V166L91 167H96V165H94V163L93 162H95V161H101V162H103L105 159L107 160L108 159V152H107V154H105L106 152L104 151V149H103V147L104 146H108V147H110L109 148V150H110V153L109 154H113L112 155V157H114V159L113 158H111V155H109L110 157H109V160L110 161H108L107 163L105 162L104 164H102V166H101V164L99 165V166H101V168L99 167V169H98V167H97V169L96 168H91L90 169V172H91V170H94L95 171V173H93L94 171H92L91 173L90 172H88V170H85L86 168H87V166H89V165H86V167H82V165H80L79 164V162H81L80 160H77V164L78 165H80L81 167H82V169L84 170H81V169H79V170H81V171H77L78 170V168H76L75 166H74V164L77 166V167H79L80 168V166H78L76 163H75V160L76 159H74V162L72 161L71 162V165H72V163H73V165L70 167L69 165H70V162L69 163H67V165L65 164V170H63V166L64 165H60V166H62L63 168L60 170V171H58L59 169H55L54 167V169L56 170V171H58V172H62L63 173V171H65L66 172V170L68 171V172H70V173H72L74 176H77V177H75L76 178V181H77V185H78V187H74V186H72V187H74L75 189H77V188H80V190H81V192H82V190H83V192H82V194L83 193H85V194H83L84 195V198H83V201L84 200H86V199H88V198H85V196H88L89 198H93L92 199V201H86L87 202V204H90V202H93L95 199H96V203L98 204L99 202L101 203V201H102V198L106 195V194H109V195H111V197H109V195H108V197H109V199H108V197L105 199V201H103L104 203H103V205L101 204V205H97L98 206V208L99 209H97V206H94L95 208L93 209V210H95V211H97V210H99V213H98V211H97V214H99V219H97L98 217H96L95 215H93L92 217H96L95 218V220H94V218H93V220H94V222L93 221H91V219L90 220H88L87 218H89L90 216H89V214L90 213H92L93 211H91V209L89 208V207H91V206H89L88 205V208H87V204L85 203V201H84V203L82 204V201H81V198L83 197L82 196V194H81V192L80 191H78V190H76L79 194H81V195H78L77 193H75L74 192V194H73V188L70 186V184H69V186L71 187H69L68 188V190H65V188H63L62 186H64L67 182L65 181H63V180H67V178H66V176H68V172H64L65 174H67L64 178L65 179H63V176H62V179H61V177L56 181V184L55 183H53L55 186L57 185L58 186V184L61 186V183L63 184V183H65V184H63L61 187L60 186H58V187H60V188H63V191H61V192H59V190H58V187L56 188L57 189V191L61 194V197H62V194L63 195H65V193H64V191H66V195H67V193H68V195H69V192L71 191V189H72V193L70 192V195H69V197L68 196H66L69 200L71 199V201H69V200H67V202H69V205H70V203H73L75 200H73L72 198H73V196H72V194L73 195H75L76 194V197L77 196H79V197H77V198H79V200H76V201H79V202H77L76 203V201L73 203V205L72 206H74L75 204H76V206L78 205V203H80L78 206H82L83 207V205L84 206H86L85 207V210H88V209H90L89 211H90V213L88 212V211H86V212H84V214H85V216L83 215V218L84 217H86L87 216V214H88V217H86V220H88V221H91V222H88V221H86V222H88L89 224H91V223H93V225L91 224L90 226H95L94 225V223H96L95 221L96 220H98L97 221V224H98V226H97V224H96V228L95 227H91L92 229L91 230H93L94 228V230L95 231H93L94 233H96V230H98L99 232L97 233L98 235H99V239H98V245H101V243H102V245H105L106 244V239L107 238H110L109 240L110 241H113V239H114V243L116 242V240H118V243H115V245H116V247H118V249L120 250V247H121V250H123V251H121L120 250V254L121 253H123V255L124 256H122V255H120V257L121 258H118V259H120V260H118V259H116V258H113L111 261H110V263L113 261V264H115V262H120V261H122V259L124 258V262H125V264H148V263H152L153 261L155 262V263H153V264H162L163 262H160L159 263V261H162L163 259H164V257H163V255H162V248H163V251L166 249L165 248V246H163L161 249L159 248V247H157V246H160V245H158V244H161V243H158V240H156L157 239V237H159V236H157V237H155L156 239H154V238H151V237H149V238H151L152 240L151 241H149V239H148V237H147V234L145 235H143V233H146V229L147 228H144V227H142V228H144L146 231H144V232H142V231H140V228L141 227H139V230L137 229L138 227L137 226H140V224L142 225V222H143V220L142 219H144L145 220V215L147 214V213H144V210H145V212H147V211H149L148 209V206H147V202H148V200H149V202H151L153 199L155 200V198H152V199H150L151 198V196L152 195H154L155 197H157V194L155 195L154 193H152V195H151V192H147V176H149L150 175V169H151V164H149L150 166H147L148 164L147 163H149L150 161L152 162L153 161V159L154 158H157L158 156H160L159 154H162L161 153V151H159V147H162L163 145H159V141H161L163 138H164V140H163V142L167 139V132L169 133V135H173L175 132H173L174 130H175V128H176V123H175V127H173L172 126V124H171V126H168V125H170V124H167L166 123V121L169 123V122H171L172 121V123L177 119H173L171 116H177L178 114V116H180V114L182 115V116H186L185 115V113H186V111H187V109H188V113H189V111L191 110V113H193V114H195V116L194 117H196L195 118V120H196V124L198 125H200L202 122H203V124H204V122H205V124L207 123V125H209L208 123H210V122H212V124H214L213 122L214 121H212L213 119L215 120V119H217V114H219L220 113V116H221V113L222 112H225L224 110H226V108L228 109V106H230V105H233V108L232 109H234V106H237L238 108H237V112H239V113H244L245 112V110L243 109V99H242V101H241V99L238 97L239 95L241 96V95H243L245 92H247V90H246V88L247 87H249V85H251V84H253L254 82V80L253 79H255V78H257V76L256 77H254L253 75H256V73H257V70H256V68H254V64H252L251 65V63L250 62H248L249 61V59H248V61L246 60V57H245V51H243V53L242 52H240L241 50H239V49H241L242 48V46H243V49L245 48V46L246 45H244V44H247V42H248V44H249V41H251V38L250 37H252L253 35L251 34L252 32H254L255 30H254V28L256 29V26L254 27V28H252L251 27V29H250V25L249 26H247L246 25V28L245 29H247V28H249L250 30H252V32L250 31V30H248V31H250V32H248V33H250V36H248V33L247 34H245V35H247V36H245L244 38L246 39V40H243V41H241V42H246V43H242L241 44V42H240V40L238 39L239 37H240V39H241V36H244V34H241V36L239 35V31H240V29H236L237 31H235V33L237 32V34H233V30H231L230 31V33H231V35L233 36V35H237L238 36V38H237V36L236 37H231L230 36V38L231 39H229V38H227V36L225 37V33H224V36L223 37H220L219 35L220 34H214V32L212 33V34H214V37L216 38L217 36H219L220 38H222L221 40H223V43L221 44V40H219V42H220V44L221 45H219V42H217L218 40H215V38H213V39H211L210 37H211V35H210V37L208 36V35H206V34H208L210 31H208V33H205L203 36H208L207 38H206V36H205V40L206 41H204V42H206V46L208 45V50L207 51H205L204 49L206 48L205 46H204V49L201 47V45L204 43L203 41H202V39H204V38H200V37H198L197 35H195V36H197L198 37V40H199V38L201 39L200 41H197V38L196 39H194V37H193V41H190L189 39L188 40H186L187 42H185V43H178V45H177V43H176V45L174 44V42L173 43H171V42H169V44H168V42H166L165 41V39H164V34H165V36H166V33H168V32H160L161 34L158 36V32H159V30H158V32L156 33V37H155V35L153 36V38H151V41L153 42V43H155L156 45L158 44V45H165V46H163V50H158L157 48H155L156 47V45H152L155 49H157L156 51L157 52H150V50H148L147 49V47L148 46H150L151 44H150V40H149V38H148V41H146L145 39H144V41H142V40H140L139 39V37H140V35H142V34H140V35H138V36H136V37H138L137 39H130V37H126L125 36V33H124V31H122L123 29H122V27H119V28H116V27H114L115 25H116V23H115V25L113 26ZM131 25V24H130ZM141 26H143L144 25V23L143 24H140ZM147 25V24H146ZM227 25V24H226ZM227 25V26H228ZM241 25V24H240ZM25 26H26V23H25ZM24 26V27H25ZM33 26V25H32ZM31 26V27H32ZM37 26V25H36ZM44 26V25H43ZM54 26V25H53ZM132 26V25H131ZM134 26V25H133ZM141 26H139V27H141ZM145 26V25H144ZM169 26V25H168ZM216 26V25H215ZM218 26V25H217ZM223 26H225V25H223ZM234 26V25H233ZM242 27H243V25H241ZM62 27V26H61ZM87 29H85V28ZM97 27V26H96ZM95 27V28H96ZM102 27H101V29H102ZM147 27V26H146ZM164 27H166V26H164ZM219 27H220V25H219ZM232 27V26H231ZM230 27V29H232ZM234 27H237L238 28V26H234ZM245 27V26H244ZM257 27V28H258ZM262 27V26H261ZM260 27V28H261ZM15 28V29H14ZM35 28H37V27H35ZM40 28V27H39ZM43 28V27H42ZM41 28V29H42ZM63 28V27H62ZM122 30H121V29ZM153 28V27H152ZM160 28H162V27H160ZM168 28V27H167ZM217 28V27H216ZM223 28V27H222ZM239 28H240V26H239ZM259 28V29H260ZM47 29V28H46ZM55 29V27H53V30ZM100 29V28H99ZM101 29H100V33H101ZM224 29V28H223ZM227 29V28H226ZM225 29V30H226ZM244 29V28H243ZM244 29V30H245ZM262 29V31H264L263 29L264 28H261ZM29 30V29H28ZM38 30V29H37ZM43 30V29H42ZM45 30V29H44ZM47 30H49V29H47ZM51 30V29H50ZM97 30V29H96ZM137 30V29H136ZM225 30H222V31H225ZM235 30V29H234ZM254 30V31H253ZM14 33L13 34V37H12V33ZM34 31V30H33ZM160 31H164V29L162 28ZM174 31V30H173ZM173 31H172V33H173ZM216 31V30H215ZM218 31V30H217ZM241 31H242V29H241ZM246 31V30H245ZM244 31V32H245ZM24 32H25V30H24ZM38 32H40L39 30H38ZM51 32V31H50ZM82 32V31H81ZM83 32V33H84ZM97 32V31H96ZM103 32V31H102ZM136 32V31H135ZM156 32V31H155ZM30 31L27 33V36H28V40L27 41H29V38L31 39L32 38V36H34L33 35V33H36V32H32V34L30 33ZM45 33L46 32H44V35H45ZM48 33V32H47ZM87 33H86V36H87ZM99 33V32H98ZM97 33V34H98ZM170 33V32H169ZM211 33V32H210ZM229 33V31H228V34H230ZM23 34H25V37H26V33H23V31H22V33H21V37H22V35ZM41 34V33H40ZM85 34V33H84ZM102 34V33H101ZM128 34V33H127ZM137 34V33H136ZM139 34V33H138ZM153 34H155V33H153ZM227 34V33H226ZM257 34V33H256ZM15 35V36H14ZM31 37H30V36ZM37 35H38V33H37ZM43 35V34H42ZM52 35V34H51ZM89 35V34H88ZM133 35V34H132ZM169 34H167V36H168ZM188 35V34H187ZM200 35V34H199ZM216 35V36H215ZM24 36V35H23ZM98 36V35H97ZM202 36V35H201ZM12 37V38H11ZM18 37H20V36H17V38ZM20 37V38H21ZM23 38L24 40H26L27 38ZM37 37V36H36ZM49 37V36H48ZM52 37V36H51ZM88 37V36H87ZM133 37V36H132ZM134 37H135V35H134ZM145 37V36H144ZM152 37V36H151ZM226 39H228V40H226ZM13 38H15V41L13 40V42H11V40L13 39ZM89 38V37H88ZM90 38H91V36H90ZM140 38H142V36L140 37ZM218 38V37H217ZM224 38V39H223ZM238 39L239 40V43L238 44H241V45H236L237 43L235 42V40L236 39ZM247 38H250V39H247ZM253 38V37H252ZM19 39V38H18ZM39 39V38H38ZM219 39V38H218ZM263 39V38H262ZM8 40V41H7ZM33 40H34V37H33ZM36 40V39H35ZM34 40V41H35ZM90 40V39H89ZM166 40H167V38H166ZM179 40V39H178ZM249 40V41H248ZM7 41V42H6ZM18 41V40H17ZM17 41H16V43H17ZM20 41V40H19ZM36 41H38V40H36ZM35 41V42H36ZM47 41V40H46ZM49 41V40H48ZM146 41V42H145ZM171 41V40H170ZM189 41V42H188ZM201 41L203 42V43H201ZM225 41V42H224ZM237 41V40H236ZM253 41V40H252ZM251 41V42H252ZM31 42V41H30ZM40 42H41V40H40ZM89 42V41H88ZM149 42V43H148ZM199 42H200V44H199ZM250 42V43H251ZM264 42V41H263ZM15 43V44H16ZM38 43V42H37ZM36 43V44H37ZM43 43V42H42ZM85 43V42H84ZM152 43V44H153ZM171 43V44H170ZM26 44H27V42H26ZM32 45L34 44V43H31ZM41 44V43H40ZM51 44V43H50ZM78 44V43H77ZM149 44V45H148ZM166 44H167V46L168 45H170V48H172V44H174L176 47H175V50H174V46H173V52H172V49H164V47H166ZM182 44H185L186 46H183ZM252 44V43H251ZM264 44V43H263ZM17 45V44H16ZM42 45V44H41ZM76 45V43H74V46ZM179 45H181V46H179ZM190 46V48L191 49H194V53H193V55H195V56H193V55H191V54H189L188 55V53H187V50L188 49H186V50H184L183 51V49L185 48V47H188V46ZM204 45V44H203ZM250 45V44H249ZM249 45H247V47L249 46ZM254 45H256L255 44V42H254ZM26 46V45H25ZM27 46H28V44H27ZM31 46V45H30ZM43 46H44V44H43ZM79 47H80V45H78ZM77 45L75 46L76 48L78 47ZM161 46H157L159 49H160V47ZM221 46V47H220ZM232 46H235V47H233L232 48ZM236 46L237 47H241V48H236ZM257 46V45H256ZM31 47H33V48H36V47H34V46H31ZM31 47H28L29 49L31 48ZM42 47V46H41ZM79 47H78V49H79ZM152 47V48H153ZM220 47V48H219ZM250 47H251V45H250ZM254 47V46H253ZM253 47H251V48H253ZM38 48H40L39 47V45H38ZM37 48V49H38ZM149 49L151 48V47H148ZM167 48H169V47H167ZM234 48H235V50H234ZM250 48V49H251ZM59 49V48H58ZM154 49V50H155ZM227 49H229V51L227 50ZM242 49V50H243ZM245 49H249V47L248 48H245ZM249 49V50H250ZM254 49V48H253ZM22 50V49H21ZM40 51H41V48L39 49ZM39 50L37 51V52H39ZM43 50V49H42ZM47 50V49H46ZM50 50V49H49ZM77 50V49H76ZM147 50H148V52H147ZM248 50V51H249ZM255 50V49H254ZM254 50H253V52H254ZM258 50V49H257ZM25 51V50H24ZM52 51V50H51ZM220 53H219V52ZM14 52V53H13ZM32 52V51H31ZM94 52V53H93ZM150 52V53H149ZM169 52V53H168ZM190 52V51H189ZM192 52H193V50H192ZM247 52V51H246ZM256 52V51H255ZM258 52V51H257ZM257 52L255 53L256 55H257ZM34 54H37L36 52H35V50H34V52H33ZM41 53H43V51L41 52ZM40 52H39V55L41 54ZM58 53V52H57ZM56 53V54H57ZM59 53H60V50H59ZM58 53V54H59ZM152 53H153V57H152ZM182 53L186 56V55H188L189 57H184V55H182ZM56 54H55V57H56ZM97 56H96V55ZM149 54H150V56H151V58H153V60H151V58H150V56H149ZM163 54L165 55V58H162L164 61V63L162 62V60L160 59L161 58V56L163 57ZM172 54V55H171ZM175 54H176V57H174V59H173V55L175 56ZM249 54H250V52H249ZM248 54V55H249ZM32 55V54H31ZM39 55L38 56H36V59L39 57ZM61 55V54H60ZM60 55H58L59 57H60ZM101 55H106V56H108V57H106V58H104V59H102L101 57H99L100 59H102L101 61H100V59L99 58H97L98 56H101ZM166 55H167V57L169 58V57H171V58H169L168 60H167V62H165L166 60ZM169 55V56H168ZM178 55H180V57L178 56ZM192 57H191V56ZM247 55V56H248ZM255 55V56H256ZM260 56H258L257 55V57H255L256 59H255V61L256 62H259L258 61V57H261V54H259ZM13 56H15L14 58L15 59H13L12 61H11V57H13ZM27 56V55H26ZM30 56V55H29ZM42 56V54L40 55V57ZM62 56V55H61ZM88 56V55H87ZM93 56V57H94ZM181 56L182 57H184L185 59H183V58H181ZM224 56H226V58L224 57ZM262 56H264V54L262 55ZM44 57H45V54H44ZM90 57V56H89ZM223 57V59H221ZM247 58H250V56L249 57H247ZM263 58V57H262ZM47 59V58H46ZM98 59V60H97ZM161 61V65L160 64H157V65H160L159 67H162L161 69L160 68H158V72H157V74H155L154 75V73H156V63H157V61H159V60ZM172 59V61H169V60H171ZM251 59V58H250ZM264 59V58H263ZM33 60V59H32ZM56 60V59H55ZM59 60V59H58ZM57 60V61H58ZM92 60V61H93ZM260 60V59H259ZM36 61L37 62H39L38 64H37V66L35 67V69H34V63H36ZM61 61V60H60ZM70 61V60H69ZM89 61H90V65H87V64H89ZM91 60H88V62L86 61V67H90V68H87V71H89L88 73H90L91 75H93V73H95V75H93V77L94 76H96V75H98V76H100V78H97V76L95 77L96 79V81L94 80L93 82L95 83L96 82V84H99L100 82V84H102L103 83V85H104V81H106L104 78L105 77H102L103 75L101 74L100 75V73L102 72V70L100 71V68H102L100 65H98V66H96L97 64H95V63H91L92 62ZM160 61L158 62V63H160ZM223 61H224V63H225V65H226V67H228L229 69H231L232 70V68H230V67H236V73H237V71L239 72V74L237 73H233V74H228L227 72H229V73H232L233 71H231V70H226V71H224L225 69H227V68H225L224 69V67H223ZM254 61V60H253ZM54 62V61H53ZM215 62H217L216 64H218L219 63V66H220V70H221V73L222 72H226L228 75H230V76H232L233 75V77H230V78H234L235 76V82H236V85H237V82H239L241 79H242V81H245V80H248L249 81V79H252V80H250V84H248V85H246L245 86V90L246 91H244V93L242 92L243 90H242V88L243 87H241V85H237L236 86V90H237V87H239L238 89H241V94H239V92L238 91H240V90H238L237 92H238V94L235 92V93H229L228 95H229V97H231L232 99H231V103L232 102H234L233 104H230V101H226V100H228V99H230L229 97L227 98V97H225V96H222L223 95V91H219V89H216L215 90V88H214V85L216 84L214 81L212 82V88H211V86L209 87L210 88V90L209 89H207L206 90V88H205V90L206 91H208V92H205V90H204V87H208V86H206L207 85V82H205L206 80H205V76H206V73H208V75L207 76H209V78L211 79L212 77H216L217 79H218V77H221V76H223L222 74H221V76L218 74V73H216V71L217 72H219L220 73V71H218V70H216L215 68H216V64H215ZM256 62H255V64H256ZM20 63V62H19ZM18 63V64H19ZM66 63H68V62H66ZM72 63H73V61H72ZM74 63H76L75 61H74ZM73 63V64H74ZM166 63V64H165ZM221 63V64H220ZM17 64V65H18ZM55 64V63H54ZM61 64V63H60ZM63 64V63H62ZM73 64H68V66H72ZM95 64V65H94ZM41 65V66H40ZM51 65V64H50ZM92 65V66H91ZM189 65H191V67L189 66ZM194 65V68L192 67ZM203 65H207L206 67L208 68H205V69H207L209 72H206L207 70H205V69H203L204 67H203ZM262 66H264V60L262 61V64H261ZM23 66V68H25ZM58 66V65H57ZM74 66H76V68H77V65H74ZM195 66H196V68H195ZM218 65H217V67H219ZM245 66H248L249 67V70L248 71H245L244 69H245ZM259 66V64L257 63V67ZM29 67V68H28ZM31 67V68H30ZM40 67V68H39ZM43 67V68H44ZM85 67V68H86ZM95 67H98V69L97 68H95ZM100 67V68H99ZM158 67V66H157ZM201 67H203V68H201ZM210 67H212V68H214V71H213V69H211ZM221 67H222V69H221ZM248 67H246V68H248ZM260 67V66H259ZM39 68V69H38ZM93 68V69H92ZM94 68L97 70V71H99L100 73H98L96 70H94ZM209 68H210V70H209ZM239 68H241V69H239ZM243 68V69H242ZM36 69H37V73H39L38 75L36 74ZM50 69H52V68H50ZM49 69V70H50ZM65 69H67V71L65 70ZM84 69V68H83ZM90 69V70H89ZM106 69V70H107ZM219 69V68H218ZM224 69V70H223ZM235 68H233V70H234ZM238 69V70H237ZM261 69H262V67H261ZM264 69V68H263ZM262 69V70H263ZM7 70L9 71V72H7ZM44 70V69H43ZM44 70V71H45ZM54 70H55V68H54ZM86 70V69H85ZM84 70V71H85ZM106 70H104L102 73H105L106 72ZM156 70V71H155ZM205 70V72H203ZM241 70V71H240ZM14 71V70H13ZM72 71V70H71ZM70 70H69V72L70 73H72ZM83 71V70H82ZM87 71H85L86 73H87ZM213 71L215 74H216V76L214 75V73H211V72ZM259 71H261L260 69H259ZM7 72V73H6ZM19 72V71H18ZM40 72H41V75H40ZM81 71H79L77 74H79ZM85 72L82 74V75H84L85 74ZM96 72H97V74H96ZM235 72V71H234ZM262 72H263V74H262ZM16 73V72H15ZM51 73H52V70H51ZM63 73V74H64ZM70 73H68L67 72V74L68 75H70ZM76 74V73H75ZM74 74V75H75ZM211 76H210V75ZM218 74V75H217ZM236 74V75H235ZM262 74V76H264V71H261V73H260V75ZM35 75H37V76H35ZM42 76V78L40 77V76ZM46 75V76H47ZM53 75V74H52ZM85 75H87V74H85ZM89 75V74H88ZM88 75H87V77H88ZM89 76L88 78H89V80L92 78V76ZM155 77H153V76ZM157 75V76H156ZM227 75V76H228ZM235 75V76H234ZM238 75H240V76H238ZM44 76V77H43ZM67 76V75H66ZM77 76V75H76ZM150 76H152L151 77V79L149 78ZM237 76H238V78H240L241 77V79H239L238 80V78H237ZM254 78H253V77ZM29 77V78H28ZM38 77V80H36V78ZM48 77V76H47ZM71 77V75L70 76H68V78H70ZM74 77V76H73ZM78 78V80H79V78H82V76H77ZM86 79L85 80H88V78L86 77V76H84ZM91 77V78H90ZM110 77V76H109ZM156 77L158 78V80H156ZM198 77H199V79H198ZM226 77V75H224V77L223 78H225ZM252 77V78H251ZM261 77V76H260ZM33 78V79H32ZM41 78V80L43 79V80H45V81H41L40 82V79ZM59 78V79H58ZM102 78V79H101ZM148 78L153 82V84H154V82H155V80L156 81H159V85L158 84H156V83H158V82H156L154 85H158V86H156V87H154V88H152V90H153V94L154 93H160V94H162V99H163V97L165 96V95H167L168 97H169V101L167 100V98L166 97H164V99L166 100V102L168 101V103L170 104V107L172 108L173 106H174V111H175V107H176V105L175 104H177L178 102H179V104L180 103H184V107H182V108H184V110H185V103H186V101L185 100H187V99H189V101H190V104L192 103L191 101H195V102H193V105L191 104H189V102H188V100H187V102H188V104H186V106L188 105V107H186V110L184 111L183 109L181 110V111H184V115H183V113L179 110V109H181L180 107H179V109L178 108H176V111L173 113V115H169V114H167L168 112H166L165 113V115L164 116H166V114L168 115V116H170L172 119H171V121H168L169 119L168 118H166V117H164L163 116V118L162 119H159V118H157V119H159L160 121H164L165 123H163V124H160V125H157V133H155L156 134V136H157V134H158V138L155 136V134H153L154 132L153 131H155L156 132V129L154 128L155 126H156V124H157V122L155 121V113H156V111L155 110H157L156 108L155 109H153V110H151L153 107H155V106H153L154 105V103H156V102H159L160 100H162L161 98L160 99H158L159 101H157V99L155 98L156 96H155V94H154V97H152L151 95L149 96V94H148V96H147V92H149V91H151L150 89H149V91L147 90V86H150L149 84L151 83L149 80H148ZM213 78V80H215ZM222 77L221 78H219L220 80L221 79H223ZM262 78V77H261ZM29 80L28 82L26 81V80ZM84 79V78H83ZM99 79H101V81H99ZM104 79V81L102 82V80ZM152 79H154V81L152 80ZM210 79H209V81H210ZM226 79H229V76H228V78H226ZM238 81H237V80ZM51 80V81H52ZM147 80H148V82H150V83H148L147 82ZM219 80V81H220ZM224 81H225V79H223ZM222 80V81H223ZM230 80V79H229ZM256 81L255 82H257V80L258 81H260V79L258 78V79H255ZM39 81V82H38ZM71 81V80H70ZM73 81V80H72ZM208 81V82H209ZM218 81V80H217ZM232 81H233V79H232ZM27 82V83H26ZM44 82V83H43ZM79 82V81H78ZM81 82H84V81H80V85H81V87L83 86L82 84H81ZM87 82H89V81H87ZM99 82V83H98ZM106 82H108V80L106 81ZM106 82H105V85H106ZM203 82V83H202ZM221 82V81H220ZM226 82V81H225ZM251 82H253V83H251ZM42 83H43V85H42ZM77 83V82H76ZM91 83V82H90ZM204 83H206V84H204ZM224 83V82H223ZM228 83V82H227ZM234 83V82H233ZM240 84H241V82H239ZM23 84V83H22ZM49 84H50V82H49ZM53 84H54V82H53ZM70 84V85H69ZM87 84V83H86ZM92 85H94L93 83H91ZM98 85L96 88H98V90H99V87L101 86V85ZM222 84V83H221ZM229 84V83H228ZM232 84V83H231ZM247 84V83H246ZM65 85V86H64ZM77 85V84H76ZM80 85H78V89H79V86ZM92 85L90 86V85H88V87H89V89H90V87H92ZM102 85V86H103ZM104 85V86H105ZM108 85H110L109 83H107V86H105L106 88L108 87ZM152 85V84H151ZM203 85H205L204 87H203ZM225 85V84H224ZM62 88H60V87ZM68 86H70V87H67ZM216 86V85H215ZM218 86V85H217ZM222 86V85H221ZM252 86V85H251ZM251 86L249 87V88H251ZM18 87V86H17ZM72 87L74 88V90L72 89ZM81 87H80V89H81ZM111 87V86H110ZM110 87H108V88H110ZM226 87H228V86H226ZM19 88V87H18ZM55 90H53V89ZM61 90H60V89ZM66 88V89H65ZM95 88V87H94ZM95 88V89H96ZM103 88V87H102ZM112 88V87H111ZM149 88V87H148ZM220 88V87H219ZM235 87L233 86L232 87V89H234ZM14 89V88H13ZM17 89V88H16ZM52 89V90H51ZM104 89V88H103ZM101 90L100 89V91H98V93H100V92H106V91H104V90ZM114 89V88H113ZM231 89V90H232ZM252 89V88H251ZM251 89H249L248 90V92L251 90ZM257 90H256V93H258L259 95H260V93L262 94V90H261V85H259L258 86V88H256ZM21 90H22V88H21ZM30 90V91H29ZM31 90H32V92H31ZM94 89H92L91 88V91H93ZM109 90V89H108ZM139 90H141V91H139ZM143 90V91H142ZM230 90V89H229ZM230 90V91H231ZM253 90V89H252ZM22 91H24V90H22ZM58 91V92H57ZM95 91V94L97 93V91L96 90H94ZM93 91V92H94ZM112 91V90H111ZM204 91V92H203ZM218 92V96H217V92ZM7 92L9 93V94H7ZM79 92V91H78ZM152 92V91H151ZM229 91H227V93H228ZM250 92H252V91H250ZM0 93V94H1ZM13 92H11V94H12ZM78 94V95H75V94ZM86 93V94H85ZM2 94V95H3ZM107 94V93H106ZM151 94V93H150ZM160 94H157V96L158 95H160ZM219 94H220V96H219ZM226 94V93H225ZM254 93L252 92V94H251V96L253 95ZM83 95H85V96H83ZM89 95V96H88ZM93 95V94H92ZM246 95V94H245ZM250 95V94H249ZM259 95H257L258 97H262V96H259ZM76 96L78 97V101L80 102V104L81 105H79V104H77V98H76ZM81 96V95H80ZM95 96V95H94ZM104 96V95H103ZM254 96V95H253ZM252 96V97H253ZM257 96H256V98H257ZM264 96V95H263ZM1 97V96H0ZM91 97H93V96H91ZM100 97H102L101 99H100ZM124 97H125V99H124ZM149 97V98H148ZM150 97L151 98H155V100H156V102H154L155 100L154 99H152V101L151 102H153V105H152V103L149 101L150 100ZM160 97H161V95H160ZM219 97H221V99L219 98ZM238 97V98H237ZM250 96H248V98H249ZM255 97V96H254ZM2 98V97H1ZM4 98V97H3ZM75 98H76V100H75ZM159 98V97H158ZM173 98V99H172ZM187 98V99H186ZM223 98H227L226 100H223ZM247 98V99H248ZM256 98H254L255 99V101H256ZM88 99L90 100V101H88ZM100 99V100H99ZM110 99V100H109ZM122 99H124V101L122 100ZM126 99L128 100V101H126ZM129 99L131 100V101H129ZM170 99H172L171 101H170ZM192 99H194V100H192ZM263 100L264 101V98H259V100ZM1 100V99H0ZM73 100H75V106H78V107H75L74 105H73ZM154 100V101H153ZM174 100H176V101H178L177 103L175 102V104L172 106V104H173V102H174ZM253 100V98L252 99H250V101H251V103L250 104H252V102L254 101H252ZM258 100V99H257ZM1 101H3V100H1ZM87 101H88V103H87ZM92 101V102H91ZM147 101H149L148 102V104L149 103H151V105H147ZM180 101H182V102H180ZM185 101V102H184ZM123 102H125L126 104H127V102L129 103L128 105H130L131 103V108H128L129 106H127V105H125V103L123 104ZM164 102V100L162 101V103ZM165 102V103H166ZM171 102H172V104H171ZM261 102V101H260ZM259 102V103H260ZM160 103V102H159ZM159 103H157V104H159ZM248 103V102H247ZM254 103V102H253ZM179 104H177V106L179 105ZM244 104H246L245 103V101H244ZM255 104L256 105H258L256 102H255ZM254 104V105H255ZM72 106V108L70 109V111H72V109H73V107H75L73 110H76V111H78V112H76L75 111V113L77 114L78 113V116H75V117H78V120H79V123H77V124H75V129L74 130H72L73 132L75 131V132H77L78 133V131H79V133H78V135L80 134V136H81V139H84V137L85 136H82V135H84V133L87 131V135L88 136H90L89 138H85L86 140V142L87 143H89L90 142V140H91V136L92 135H90V133H92L93 134V136H94V138L92 139V142H90L89 144L90 145H92L93 146V144H94V146H95V139H97L98 141H96V142H98V144H96V146L94 147V149L95 148H97V150L95 149V152H97L95 155L93 154V156H97V154H99V153H101L100 155H98V158H100V159H96L95 160V158H93L92 157V154H91V151L92 150H94L93 148H92V146H91V148L90 147H88V146H86L87 144H85V141L83 142V149H84V147L86 146V148L88 147V148H90V150H88V148L85 150V151H83V149L81 150V148H82V143H80L81 142V139H80V136H78L77 134H75V135H77L79 138H76L77 136H74V135H72V131H71V133H70V131H69V129H71L70 127H68V125H66L67 124V122H69L68 120H66L67 119V116H66V119H64V117L65 116H63V114H64V112L66 111L65 110V108L66 107H68V106ZM85 105V106H86ZM125 105V106H124ZM162 104H159V106L158 107H160ZM180 105H182V104H180ZM255 105V106H256ZM264 105V103L262 104V106ZM101 106V107H100ZM124 106V107H123ZM169 105H165L164 107L168 110V107ZM243 106V107H242ZM246 106V105H245ZM251 106V105H250ZM253 106V105H252ZM83 107H84V105H83ZM149 107V109H148V111H147V108ZM164 107H162V108H164ZM254 107V106H253ZM261 107V105H258L257 106V108H256V110H260V111H256L255 110V114H254V116L253 117H251L250 118V120H249V118L247 119V120H249L248 122L249 123H253V124H258V125H260L259 123H261V124H264V109L262 108V109H259V108ZM70 107H68V109H69ZM85 108H87V107H85ZM127 108V109H126ZM164 108V109H165ZM190 108V109H189ZM245 108V107H244ZM248 108V107H247ZM247 108H246V111H247ZM67 109V110H68ZM106 109V110H105ZM165 109V110H166ZM170 109V108H169ZM173 109V108H172ZM171 109V110H172ZM177 109L181 112V113H179V111H178V113H177ZM231 109V110H232ZM236 109V108H235ZM89 110V111H88ZM97 110V111H96ZM98 110H100L101 112H100V114L102 115V116H105V113H107V112H105V111H108V114H106V117H107V121L106 122H108V123H110L111 122V131H110V129H109V127L107 126V125H109V124H105V123H103L104 121H102V118L103 117H100L99 116V111ZM158 110H160V108H158ZM243 110H244V112H243ZM51 111H53V113L51 112ZM58 112V114H57V112ZM69 111V112H70ZM84 111V112H83ZM91 111H94V112H91ZM170 111V110H169ZM235 111V110H234ZM42 112H45V113H42ZM51 112V113H50ZM88 113L89 112V115L88 114H86V113ZM98 112V114H95V113H97ZM103 112H104V114H103ZM151 112H152V114L154 115V116H152L151 117ZM154 112V113H153ZM159 112H161V110L159 111ZM162 112H163V110H162ZM231 112V111H230ZM230 112H228V113H230ZM71 113H72V115H73V111L72 112H70V116H71ZM75 113H74V115H75ZM90 113H91V115H90ZM94 113V114H93ZM149 113V114H148ZM171 113V114H172ZM175 113H177V115L175 114ZM246 113V112H245ZM47 114V115H46ZM48 114H49V116H48ZM50 114H54L53 116H51ZM55 114H57L58 116H55ZM67 114V113H66ZM85 114V115H84ZM93 114V115H92ZM148 114V115H147ZM161 113H159V115H160ZM187 114V113H186ZM190 114V113H189ZM193 114H191V115H193ZM225 114H227V113H225ZM232 114H234L233 112H232ZM1 115V114H0ZM46 115V116H45ZM73 115V116H74ZM107 115H109V116H107ZM157 115H158V113H157ZM156 115V116H157ZM228 115V114H227ZM241 115H243V114H240V117H242ZM43 116H45V118H43ZM51 116V117H50ZM68 116H69V114H68ZM85 116H86V119H85ZM101 118H99V117ZM149 118H148V117ZM187 116H188V114H187ZM245 116V115H244ZM3 117L4 116H1V118H0V125H2V126H4L3 124H4V120H3ZM16 117V116H15ZM52 117H53V119H52ZM54 117H55V120H54ZM57 117V118H56ZM95 117V118H94ZM109 117V118H108ZM157 117H160V116H157ZM188 117H191V116H188ZM194 117H192V118H194ZM216 117V118H215ZM223 117H224V115H223ZM234 117V116H233ZM6 118H8V117H6ZM21 118V117H20ZM69 118V117H68ZM96 119V118H98L100 121H102V124L99 122V120H94V119ZM147 118H148V120L150 119V121L151 122H148L147 121ZM154 118V119H153ZM164 118H166V120H164ZM184 118V120L186 119H189V118H185V117H183ZM183 118H181V116H180V119H179V121L180 120H183ZM222 118V117H221ZM225 118H226V115H225ZM229 118V117H228ZM243 118V117H242ZM11 119V118H10ZM16 119V118H15ZM104 119V118H103ZM109 119V120H108ZM168 119V120H167ZM12 120V119H11ZM20 120V119H19ZM34 120V119H33ZM64 120H66L67 122H66V127H64L65 125H64ZM69 120H71V117L69 118ZM76 120V119H75ZM78 120H76V121H78ZM85 120H87V123H86V121ZM241 120V119H240ZM243 120V119H242ZM2 121V122H1ZM5 121H7V123L6 124H9L8 123V119H6ZM10 121V120H9ZM56 121L58 122V123H56ZM152 121H155V123L153 124V125H155L153 128V130L152 129H147V128H150V126L152 125H150V126H148V124H150V123H153ZM158 121V120H157ZM193 122V119L191 120V118H190V122ZM225 121V125L229 122V123H232V122H234V120L232 121V120H224ZM14 122V121H13ZM55 122V123H54ZM147 122H148V124H147ZM181 122V121H180ZM187 122L189 123V120H187ZM218 122V121H217ZM222 122V121H221ZM3 123V124H2ZM22 123H25V122H22V120H21V123L20 124H22ZM45 123V124H44ZM73 123V122H72ZM184 121H183V125H184ZM194 123H195V121H194ZM215 123H216V121H215ZM228 123V124H229ZM11 124V123H10ZM105 124V126H107V128L109 129V132H107L108 130L107 129H105V130H107L106 132H105V130L102 128L103 127V125ZM158 124H159V121H158ZM182 124V123H181ZM180 124V125H181ZM193 124V123H192ZM195 124V125H196ZM220 124V123H219ZM227 124V125H228ZM14 125H16V124H14ZM24 126H25V124H23ZM77 125V126H76ZM100 125V126H99ZM102 125V126H101ZM162 125V126H161ZM174 125V124H173ZM180 125H179V127H180ZM187 125V124H186ZM194 124H193V127L195 126ZM196 125V126H197ZM199 125H198V127H199ZM206 125V126H207ZM211 125V124H210ZM230 125V124H229ZM234 125V124H233ZM6 126V125H5ZM8 126V125H7ZM18 127H19V124L17 125ZM69 126H70V124H69ZM94 126V127H93ZM105 126H104V128H105ZM158 126H160V127H165L166 128V130H164L165 128L163 127V128H161V130L160 129H158ZM188 126V125H187ZM190 126V125H189ZM203 126V125H202ZM213 126H216V124L215 125H213ZM224 126V125H223ZM16 127V126H15ZM47 127H48V129H47ZM113 127V128H112ZM159 127V128H160ZM171 127H173V129H171ZM177 127H178V123H177ZM201 127V126H200ZM231 127V126H230ZM30 128V127H29ZM68 130H67V129ZM151 128H152V126H151ZM181 128V127H180ZM183 128H184V126H183ZM211 128H212V125H211ZM220 128V127H219ZM223 128V127H222ZM14 129V128H13ZM23 129L24 128H22V131H23ZM42 129V128H41ZM77 129V130H76ZM164 131H163V130ZM185 129H186V127H185ZM197 129V128H196ZM195 129V130H196ZM236 129V128H235ZM259 129H260V127H259ZM258 129V130H259ZM65 130V131H64ZM80 130H81V132H80ZM95 130V132H93ZM149 131V133H151L152 132V134L151 135H153L152 136V138L149 136L148 138H147V136H148V134H147V132ZM152 130V131H151ZM162 131L161 133L163 134H166V137H164L162 134H160L159 135V132L160 131ZM184 130V129H183ZM188 130V129H187ZM190 130V129H189ZM193 130V129H192ZM192 130H190L191 132H192ZM213 130V129H212ZM212 130H211V132H212ZM228 130H230V129H228ZM2 127L0 126V133H2ZM19 128L17 129V134H19ZM22 131H20V133H22ZM24 131L26 132V130L24 129ZM23 131V132H24ZM67 131H69V132H67ZM159 131V132H158ZM175 131H178V130H175ZM194 131V130H193ZM262 131V130H261ZM11 132H13V131H11ZM29 132V131H28ZM39 132H42V131H39ZM50 132V133H49ZM61 132H62V134L64 133V132H67V133H70V135L71 136H69V134L67 135V133H66V135H62L61 134ZM172 132H173V134H172ZM227 132V131H226ZM229 132V131H228ZM4 133V132H3ZM177 133V132H176ZM175 133V134H176ZM190 133V132H189ZM188 133V134H189ZM233 133H234V131H233ZM264 133V132H263ZM262 133V134H263ZM5 134V133H4ZM3 134V135H4ZM13 134H14V136L15 135H17V134H15V131L13 132ZM35 134V133H34ZM74 134V133H73ZM222 134V133H221ZM7 135V134H6ZM3 136L2 137V135H1V137L4 139V141H3V139L0 137V142L1 143H3V142H7L6 144H8L9 142H11V143H9L8 145H9V147H7L6 145H5V143H3V144H1L3 147L4 146H6V147H4V148H9V151H7L8 149H5L4 150V148H3V150H0V152H1V154H0V156H3V155H5V154H7V152H9L10 153V151L11 152H14V151H16L15 152V154H19L20 156L19 157H17L16 155H14V153L12 154V156H14V161H15V159L18 161V159L22 156V154L24 155V153L26 152V150H24L23 151V153L21 152H19V151H21V150H23V149H25V147L23 146V144H22V146L24 147V148H22L20 145H21V139H20V141H18L19 140V136L17 135V136H12L11 135V138L12 137H14L16 140L14 141V138H12L13 139V141L10 139V136L8 137V136ZM10 135V134H9ZM25 135V134H24ZM161 135L163 136L162 138H161V140L159 139L160 137H161ZM168 135V136H169ZM190 135V134H189ZM224 135V134H223ZM231 135H234V134H231ZM68 137L69 136V138H67V139H65V140H72L71 139V137L72 138H74L73 140L75 141V139H76V141L75 142H71V141H69L72 145H74L75 143L77 144H81V147L79 146V147H76L75 145L74 146H71V144H70V146L71 147H69L68 146V148H67V145H69V144H66V148H65V145L63 146V144H65V143H67V141L66 142H64L65 140H63L64 139V137ZM96 136H98V138H100L101 139V141L98 139V138H95ZM177 136H178V133H177ZM4 137H6V138H9V142L8 141H5V140H7L6 138H4ZM18 138V140H17V138ZM25 137H27V136H25ZM34 137V136H33ZM65 137V138H66ZM87 137V136H86ZM157 138V143H158V148L157 147H153V145L152 144H148V143H152V141H153V139L154 138ZM170 137L171 136H169L168 137V139H167V141L168 142H170L171 141V139H172V137H171V139H170ZM176 137V136H175ZM227 137V136H226ZM22 138V137H21ZM47 138H50V137H47ZM61 138H63V139H61ZM150 138V139H149ZM155 138V139H156ZM178 138V137H177ZM225 138V137H224ZM232 138V137H231ZM51 139V138H50ZM57 139H51V140H55V141H53V143L54 142H57L56 140ZM61 139V140H60ZM78 139H80V140H78ZM90 139V140H89ZM151 139H152V141H151ZM169 139H170V141H169ZM174 135H173V139H172V141H174ZM179 139H180V137H179ZM226 139V138H225ZM3 142H2V141ZM63 140V141H62ZM89 140V141H88ZM150 140V141H149ZM178 140V139H177ZM228 140H230V138L228 137ZM16 141H18V142H16ZM50 141V140H49ZM80 141V142H79ZM149 141V142H148ZM16 142V144H14ZM20 142V145L18 144ZM101 142H102V144H101ZM162 142V141H161ZM202 142V141H201ZM226 142H228V141H226ZM51 143L52 142H50V145H51ZM52 143V144H53ZM74 143V144H73ZM155 143H156V140H155ZM165 143H167L166 141H165ZM13 144L14 145H19V147H21L20 149H19V147L17 146L16 148L17 149H19L18 151L16 150V148L14 149V151H12V150H10L12 147H14L13 146ZM163 144V143H162ZM228 144V143H227ZM229 144H230V142H229ZM12 145V146H11ZM98 145V146H97ZM103 145V147H101V146ZM151 146L152 148H157L158 149V152L157 151H155L156 153H158V154H155V155H153L150 151H152V150H154V149H150L149 148V146ZM10 146H11V148H10ZM61 146V147H60ZM34 147V146H33ZM55 147V148H54ZM100 147V148H99ZM106 147H104L107 151H108V149L106 148ZM242 147V146H241ZM1 148V149H2ZM46 148V147H45ZM111 148L113 149V150H115V152L114 151H112L111 150ZM148 148V149H147ZM164 148V147H163ZM224 148V147H223ZM13 149V148H12ZM27 149V148H26ZM40 149V148H39ZM42 149V148H41ZM40 149V150H41ZM46 149V150H47ZM55 149V150H54ZM77 149L79 150V152L77 151ZM103 151H102V150ZM150 149V150H149ZM156 149V150H157ZM166 149V148H165ZM181 149V148H180ZM206 149V148H205ZM40 150H38L39 152V155H40ZM63 152H62V151ZM76 150V151H75ZM98 150H101V152H98ZM149 150V151H148ZM3 151V152H2ZM7 151V152H6ZM33 151V150H32ZM42 151H45V150H41V152ZM62 153H61V152ZM70 151V153L69 154H71V153H73V154H71V155H69L68 154V152ZM73 151V152H72ZM80 151L82 152V153H80ZM86 151H88V152H86ZM112 151V152H111ZM5 152V153H4ZM19 152V153H18ZM47 152V154L49 155V153ZM95 152H93V153H95ZM114 152V153H113ZM148 152H150V153H148ZM155 152H153V153H155ZM160 152V153H159ZM168 152V151H167ZM184 152V151H183ZM2 153H3V155H2ZM27 153L29 154V152L27 151ZM46 153V152H45ZM58 153L60 154V155H58ZM26 154V153H25ZM46 154V155H47ZM75 154V155H76ZM80 154H82V155H80ZM115 154H116V156H115ZM148 154H151V156L150 155H148ZM164 154H165V152L163 153V155H161L160 156V158L162 157L163 158V156H164ZM180 154V153H179ZM39 155H37V156H39ZM41 155H42V157L40 156V158H44V155L41 153ZM148 155V156H147ZM153 155V156H152ZM169 156H170V159H171V153L170 154H168ZM203 155V154H202ZM202 155H200V156H202ZM11 155H9L8 157H10V158H12L13 159V157H12ZM17 158H16V157ZM25 156V155H24ZM23 156V157H24ZM28 156V155H27ZM26 156V157H27ZM56 156V157H57ZM71 156V157H70ZM4 157V156H3ZM46 157L47 156H45V160H46ZM49 157V156H48ZM55 157V158H56ZM59 157H57V159L59 158ZM149 157L151 158V157H153V158H151L152 160H150L149 159ZM168 156H166V154H165V157L164 158H166L165 159V161H164V159H160V158H158V159H156V162L157 161H161L160 162V164H159V162H158V164L159 165H162L163 163L166 165L167 164V160H168V158H167ZM5 158V157H4ZM60 158H59V160H60ZM69 158H70V160H69ZM90 158V159H89ZM97 158V157H96ZM132 158V162L134 161V163L135 164H132V163H130V159ZM147 158L150 160H148L149 162H147ZM240 158V157H239ZM1 159V158H0ZM81 159V158H80ZM92 159H94L95 161H92V164L90 163V162H88V163H86L87 161H91ZM20 160H21V158H20ZM44 160V159H43ZM51 160V159H50ZM105 160V161H106ZM155 160V159H154ZM1 161V160H0ZM5 161V160H4ZM7 161V160H6ZM12 161V160H11ZM79 161V162H78ZM86 161V162H85ZM163 161V162H162ZM167 161V162H166ZM156 162H154V163H156ZM6 163V162H5ZM18 163V162H17ZM20 163H21V161H20ZM48 163H49V161H48ZM51 163V162H50ZM60 163V162H59ZM63 163V162H62ZM96 163H98V162H95V164ZM15 164H16V162H15ZM69 164V165H68ZM99 164V163H98ZM97 164V165H98ZM153 164V163H152ZM157 164V163H156ZM154 165V166H152V167H155L156 166V168L153 170V168H152V171H153V173H154V175H155V170H157L158 168H157V166H159V165ZM163 164V166H165ZM49 165V164H48ZM136 165V166H135ZM7 166V165H6ZM5 166V167H6ZM13 166V165H12ZM20 166V165H19ZM26 166V165H25ZM50 166V165H49ZM89 166V167H90ZM162 166V167H163ZM167 166H169V165H167ZM167 166H165V168L167 169L168 168V170H169V167H167ZM27 167V166H26ZM45 167V166H44ZM75 167V168H74ZM88 167V168H89ZM150 168L149 169V175H147L148 174V172H147V168ZM162 167H161V169H160V167H159V169L158 170H162ZM13 168V167H12ZM52 168V169H53ZM59 168V167H58ZM67 168H70V169H67ZM172 168V167H171ZM9 169V168H8ZM166 169H164V171H166ZM158 170H157V172H158ZM151 171V172H152ZM172 171V170H171ZM171 171H167L166 173H168L167 175H169L170 174V172ZM54 172V171H53ZM160 172V171H159ZM162 172L163 171H161V174L160 175H162ZM172 172H174V171H172ZM55 173V172H54ZM70 173H69V175H70ZM165 173V172H164ZM163 173V174H164ZM213 173V172H212ZM159 174V173H158ZM57 175H58V173H57ZM62 175H64V174H62ZM166 175V174H165ZM164 175V176H165ZM172 175H174V174H172ZM171 175V176H172ZM156 176H159V175H157L156 174ZM155 176V177H156ZM170 175H169V177L168 176H165L166 177V179L168 178V179H171L172 177H171ZM150 178H152L151 176H149ZM160 177H162L161 178V180L159 179H157V181H162L163 179H165L163 176H160ZM171 177V178H170ZM159 178V177H158ZM154 179V178H153ZM165 179V180H166ZM167 179V180H168ZM173 179V178H172ZM171 179V180H172ZM176 178L174 177V180H175ZM152 180V179H151ZM165 180H163V183H164V181ZM173 180V181H174ZM68 181V180H67ZM72 181V180H71ZM170 180H168V182H169ZM69 182V181H68ZM75 182V181H74ZM73 182V183H74ZM149 182H150V180H149ZM148 182V183H149ZM153 182H155V181H153ZM162 183V184H163ZM170 183V182H169ZM172 183V182H171ZM170 183V184H171ZM68 184L66 185V186H68ZM74 184H76V183H74ZM170 184H166V186H169ZM76 185V186H77ZM152 186L154 185L153 183L151 184ZM150 185V187H152ZM156 186H158L157 188L158 189H160L159 188V185H158V182H156V184H155ZM161 186V185H160ZM65 187V186H64ZM155 187V186H154ZM162 188V187H161ZM70 189V190H69ZM74 189V190H75ZM167 189V188H166ZM105 190H108L109 191V193H108V191H107V193H106V191ZM155 190H156V187H155ZM154 190V191H155ZM161 190V189H160ZM56 191V192H57ZM152 191V190H151ZM157 191H159V190H157ZM63 192V193H62ZM113 193V195L112 194H110V193ZM53 193H55V191L53 192ZM92 193H93V195H95V196H93L92 195ZM147 193H149V195L147 194ZM157 193V192H156ZM56 194V193H55ZM59 194V195H60ZM160 194V193H159ZM159 194H158V196H159ZM57 195H58V193H57ZM92 195V196H91ZM104 195V196H103ZM151 195V196H150ZM161 195H162V191H161ZM160 195V198H162L163 196H161ZM176 195V194H175ZM174 195V196H175ZM91 196V197H90ZM103 196V197H102ZM113 196V197H112ZM149 198H148V197ZM71 197V198H70ZM81 197V198H80ZM96 197V198H95ZM98 197V198H97ZM63 198V197H62ZM74 198H75V196H74ZM95 198V199H94ZM148 198V199H147ZM159 198V197H158ZM159 198V200H161ZM180 198V197H179ZM64 199H65V197H64ZM104 199V198H103ZM137 199H139V200H137ZM89 200V199H88ZM99 200V202H97ZM151 200V201H150ZM158 199H156L155 201H159ZM155 201H153V202H155ZM161 201H163V199L161 200ZM161 201H160V203H161ZM177 201V200H176ZM175 201V202H176ZM67 202H66V204H67ZM89 202V203H88ZM153 202H151V203H153ZM99 203V204H100ZM151 203H148V205L149 204H151ZM156 203V202H155ZM158 204H159V202H158ZM68 205V204H67ZM91 205H92V207H93V204L91 203ZM94 205H95V202H94ZM138 206L139 208L141 207V208H144V209H141L142 210V213H144V214H141L140 215V217L142 218L141 220L142 221H138V223H136L137 222V220H140V217L137 219V217L139 216L138 215V213L139 212H136V214L135 215H138L137 217H135L133 214L135 213V211H141L139 208V210H136V209H134L135 208V206ZM153 205H155V204H151V206H153ZM160 205V204H159ZM158 205V206H159ZM174 205H176V204H174ZM75 206V207H76ZM100 206V207H99ZM137 206H136V208H137ZM150 206V205H149ZM150 206V207H151ZM156 206H157V204H156ZM162 206V204L160 205V207ZM82 207L80 208V209H78V211L79 212H81L80 210H84V208L82 209ZM154 207V210H153V208H152V211L153 212H151V211H149L150 213H159V214H154L153 216V218H155L156 216L155 215H159L160 216V213H161V211L160 210H158V211H156L155 212V210H156V208H155V206H153ZM169 207V206H168ZM181 207V206H180ZM184 207V206H183ZM79 208V207H78ZM87 208V209H86ZM131 209V212H128V213H133L132 215L134 216V217H132V218H130V220L132 221H128L127 222V225H128V223H134V225L135 224H138V225H135V228L137 229H135L134 228V226H133V224H130V225H132V226H130L133 230H131L130 229V227L128 228L127 226H124V225H122V224H124V222H125V214L127 213V211L126 210H128V209ZM159 208V207H158ZM193 208V207H192ZM77 209V208H76ZM97 209V210H96ZM132 209H134V211H132ZM186 209V208H185ZM74 210V209H73ZM84 210V211H85ZM164 210V209H163ZM169 210V209H168ZM180 210V209H179ZM128 211H130V210H128ZM167 211V210H166ZM173 211V210H172ZM186 211V210H185ZM83 212V211H82ZM82 212L80 213L81 215H82ZM126 212V213H125ZM176 212V211H175ZM181 212V211H180ZM120 213H122V215L120 214ZM123 213H125L124 215H123ZM128 213L126 214V216H128ZM76 214V213H75ZM115 214V215H114ZM131 215V216H132ZM142 215H144V217H142ZM149 215V214H148ZM120 216H123L124 217V221H122V217L120 218ZM158 216V217H159ZM162 216V215H161ZM160 216V217H161ZM173 216V215H172ZM129 217H130V215H129ZM128 217V218H129ZM149 217V216H148ZM194 217V216H193ZM127 218V217H126ZM135 218L137 219L136 220V222H134V220H135ZM150 218V217H149ZM163 218H164V216H163ZM66 219V218H65ZM132 219H134V220H132ZM147 219V218H146ZM156 219H159V221H160V218H155V221H156ZM162 219V218H161ZM167 219V218H166ZM67 221L68 220H70V219H66ZM65 220V221H66ZM152 220V219H151ZM175 220V219H174ZM71 221V220H70ZM70 221H68V223H70ZM150 221V220H149ZM167 221V220H166ZM169 221V220H168ZM181 221V220H180ZM154 222V221H153ZM170 222V221H169ZM174 222V221H173ZM87 223V224H88ZM144 223H146V224H148L147 222H146V220H145V222ZM159 223V222H158ZM167 223V222H166ZM165 223V224H166ZM7 224H9L8 222L4 225V227H3V229L4 230H7V229H12L10 232H14L15 233V231H13V230H16V228H17V230H18V232H17V235H19L20 233H21V235H23V237L24 236H29V235H31L32 233H29V232H27V230L25 229V228H22V226L23 225H20V227H19V225L17 226V227H15V226H13L12 225V223L10 222V224H9V226L7 225ZM70 224H73V220H72V223H70ZM69 224V226L71 227L72 226V228H70L69 226H67L68 228H70V232L69 231H67V232H69L68 234L63 230V232H65L66 233V235H68V240H70L71 239V237L69 238V236L70 235H72L73 233H75L73 236L76 238V237H78L77 235L78 234H80L81 236L83 235L82 233H85V230H87V229H89V228H87V227H85L83 224V230L81 229V227H82V225L80 226L79 224H81V223H74L73 225H70ZM77 224V225H76ZM145 224V225H146ZM150 224V223H149ZM161 224V223H160ZM170 224H171V222H170ZM55 225V224H54ZM80 226V228L78 227V230H76L77 229V226ZM126 225V224H125ZM155 225V224H154ZM153 225V226H154ZM74 226V227H73ZM89 226V227H90ZM144 226V225H143ZM162 226V225H161ZM167 227H168V225H166ZM178 226H179V224H178ZM177 226V227H178ZM53 227V226H52ZM55 227V226H54ZM60 227V229L58 228V230H60L61 231V226H59ZM67 227H66V229H67ZM123 227H125V228H123ZM129 229V231H128V229ZM145 227H148L147 225L145 226ZM157 227V226H156ZM167 227H165V228H167ZM57 228V227H56ZM56 228H54V230L56 229ZM74 228H76V229H74ZM85 228H87V229H85ZM141 228V229H142ZM169 228V227H168ZM1 229V228H0ZM65 229V230H66ZM72 229V230H71ZM73 229L74 230H76V231H73ZM82 230L81 231V233H80V231L79 230ZM85 229V230H84ZM125 229V230H124ZM127 229V230H126ZM150 229V228H149ZM154 229V228H153ZM159 228H157V230H158ZM184 229V228H183ZM68 230V229H67ZM90 230V231H91ZM152 230V229H151ZM3 231V230H2ZM57 231V230H56ZM55 231V232H56ZM132 231V232H131ZM139 232L138 234L136 233V232ZM162 231V230H161ZM58 232V231H57ZM72 232V233H71ZM87 232H89V230L87 231ZM135 232V234H131V233H134ZM155 232V231H154ZM71 233V234H70ZM76 233H77V235H76ZM147 233H148V231H147ZM152 233V232H151ZM160 233H162V232H160ZM165 233H167V232H165ZM164 233V234H165ZM172 233V232H171ZM179 233V232H178ZM16 234V233H15ZM59 234H60V232H59ZM86 234V235H85ZM84 235L88 238L89 237V235L91 234V236L90 237H92V233H89V234H87V233H85ZM163 234V233H162ZM180 234H182V233H180ZM21 235H20V237H21ZM37 235V234H36ZM56 236H58V234L56 233L55 234ZM64 235V234H63ZM66 235H64V236H66ZM79 235V240H82V246L84 247L85 246V244L86 243H88L89 241L91 242V240H92V243H95V242H93V239L95 238H90V239H87V238H85V239H87V240H85V239H82V237ZM94 235V234H93ZM96 235V234H95ZM150 235V234H149ZM154 235V234H153ZM159 235V234H158ZM167 235V234H166ZM175 235V234H174ZM31 236H33V235H31ZM146 236V237H145ZM151 236H152V234H151ZM162 236V235H161ZM22 237V238H23ZM34 237H37V236H34ZM63 237V236H62ZM74 237H72V239L71 240H73L74 242L77 240V238H76V240H74ZM153 237V236H152ZM164 237H166V236H164ZM169 237V236H168ZM31 238H33V237H31ZM67 238V237H66ZM83 238H84V236H83ZM98 238V237H97ZM41 239V238H40ZM154 239V240H153ZM167 239V238H166ZM165 239V240H166ZM25 240H27V239H25ZM38 240V239H37ZM84 240H85V242L86 243H84ZM95 240V239H94ZM102 240H104V241H102ZM108 240V239H107ZM121 240L123 241V240H126V243H128L126 246H122L123 244L125 245V241L123 242V243H121ZM147 240H148V242H147ZM155 240H156V242L158 243H156L155 242ZM162 240V239H161ZM168 240V239H167ZM101 243H100V242ZM89 242V245H91V243ZM103 242H104V244H103ZM153 242V247H154V244L156 243V246L155 247H157V248H155V249H157V251L158 250H160L158 253H160L161 255L159 256V254L158 253H156L157 251L155 250V253L153 254V258H152V255H150V257H148L147 256V253L146 252H144V251H149V253H151L150 251H152V246L150 245L151 243ZM162 242V241H161ZM169 242V241H168ZM76 243V242H75ZM100 243V244H99ZM149 243V244H148ZM186 243V242H185ZM112 244V243H111ZM120 244H121V246H120ZM148 244V245H147ZM163 244V243H162ZM162 244H161V246H162ZM88 245V244H87ZM94 245V244H93ZM93 245H91V246H93ZM151 246L150 248L148 247V246ZM90 246V247H91ZM97 246V245H96ZM105 246H107V244L105 245ZM138 246H139V248H138ZM141 246H145L144 248H142L143 250H141L140 249V247ZM148 247V249L149 250H147V247ZM66 247V246H65ZM89 247V248H90ZM98 247H101V246H97V248ZM103 247V246H102ZM101 247V248H102ZM114 247V246H113ZM123 247V248H122ZM219 247V246H218ZM239 247V246H238ZM237 247V248H238ZM86 250H88V251H86L87 253L90 251L88 248H87V246H85L84 247ZM93 249H94V247H92ZM96 248V249H97ZM101 248L99 249V250H101ZM227 248V247H226ZM242 248V247H241ZM77 249H78V247H77ZM103 249V252H101L100 251V253H103V255L104 254H106L105 253V249L104 248H102ZM117 249V248H116ZM138 251H137V250ZM172 249V248H171ZM79 250V251H78ZM78 250H76V251H78L79 253H80V255H81V253L83 254V252H82V249H81V251H80V248L78 249ZM99 250H96V251H99ZM136 250V251H135ZM154 250V249H153ZM73 251V250H72ZM74 251H75V248H74ZM74 251H73V255H74ZM76 251H75V253H76ZM91 251H93L92 249H91ZM131 251H134V252H131ZM169 250L167 249V252H168ZM77 252V255L78 256H80L79 255V253ZM85 252V253H86ZM94 252V253H93ZM93 252H90V253H93V254H98V252H95V251H93ZM106 252H107V250H106ZM116 252H118V251H116ZM153 252V251H152ZM217 252V251H216ZM86 253V256L88 255L89 256V254H87ZM131 253V254H130ZM166 253V252H165ZM171 253V252H170ZM204 253V252H203ZM92 254V256H95V255H93ZM96 254V257L97 258H99L98 257V255ZM133 254V255H132ZM134 254H136L135 256H134ZM158 255L159 257H157L158 258V262H157V260L155 261L154 259H156L155 257V255ZM169 254V253H168ZM174 254V253H173ZM173 254L171 255L172 257H174L173 256ZM4 255V254H3ZM19 255V254H18ZM77 255L75 256V258L73 257V259H76V261L75 260H67L68 262H66L67 264H80L81 262L80 261H82L79 257H77ZM132 255V256H131ZM105 256H107V255H105ZM117 256V255H116ZM115 256V257H116ZM162 256V257H161ZM70 257V256H69ZM82 257H83V260L84 261H82V264H89V263H87V260H89L90 259V263L91 264H102V262H103V259H102V261H100L101 259L100 258H102V257H100L99 259H96L95 260V258H94V260L92 259V257L90 258V256L88 257L89 259H85V258H87V257H85V256H83L82 255ZM85 257V258H84ZM123 257V258H122ZM128 257H130V258H128ZM135 257V258H134ZM147 257L148 258H150V259H153L152 260V262L150 261H147ZM167 257V256H166ZM179 257V256H178ZM214 257V256H213ZM221 257V256H220ZM71 258V257H70ZM108 258V257H107ZM127 258H128V260H127ZM132 258H134V260L132 259ZM163 258V259H162ZM167 258H169V256L167 257ZM3 259V258H2ZM78 259H79V261H78ZM116 259V260H115ZM149 259V260H150ZM173 259V258H172ZM92 260V261H91ZM109 260H110V258H109ZM86 261V263H83V262H85ZM100 261V262H99ZM115 261V262H114ZM122 261V264H124V262ZM167 261V260H166ZM1 262L2 263H4L2 260H1ZM35 262H37V261H35ZM106 261L104 260V263H105ZM116 263V264H120V263ZM148 262V263H147ZM2 263H0V264H2ZM34 263V262H33ZM32 263V264H33ZM62 264H64L63 262H61ZM60 263V264H61ZM65 263V264H66ZM103 263V264H104ZM165 263V262H164ZM175 262H173V264H174ZM232 263V262H231ZM107 264H109V262L107 263ZM169 264V263H168ZM233 264H234V262H233Z\"/></svg>", "mask_w": 264, "mask_h": 264}]
</instances>
